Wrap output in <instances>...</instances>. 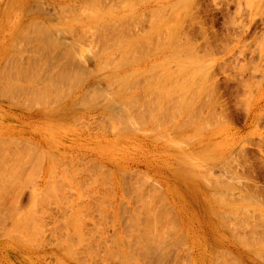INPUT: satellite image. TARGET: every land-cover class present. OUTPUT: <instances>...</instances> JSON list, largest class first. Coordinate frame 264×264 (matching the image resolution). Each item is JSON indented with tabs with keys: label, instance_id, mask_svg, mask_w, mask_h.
I'll return each mask as SVG.
<instances>
[{
	"label": "rangeland",
	"instance_id": "1",
	"mask_svg": "<svg viewBox=\"0 0 264 264\" xmlns=\"http://www.w3.org/2000/svg\"><path fill=\"white\" fill-rule=\"evenodd\" d=\"M66 1L65 0H34V1H32V0H0V67H1L0 70L3 71L2 73L0 72V80H2L3 78L5 79V77L6 78L9 77L8 80L10 82L9 83L8 80L5 79L7 81H5V80L4 81L8 82V83H4L3 80L1 81L2 83H0V96L2 94H5V95H2V97H0V141L2 144V145L0 144V154H1L0 159L1 158L4 159V156H5V163L3 162L4 163L3 164L2 162H0V165H1L0 166V168H1L0 169V176H3V174H4L7 182L11 183L8 185V188H11V189H9V191L6 190L5 188H3L4 186L2 184H0L1 185L0 188L2 187V189H3V192L0 193V194H3V196L0 195L1 196L0 197V199H1L0 205H2V207H0L1 208L0 209V264H102L101 262H103V260H105V263H103V264H192V263L196 264L197 261L199 264H203V263L204 264H223V263L224 264H234V263L235 264H245V263L246 264H264V242H263V239H264V43H262V42H264V0H190V1L188 0V1H186V3H187L186 6H184L185 5L184 0L182 3L180 1L179 2L180 4L176 3L179 0H150V1L147 0L148 2L146 0H141V1L136 0V2H135V0H133L134 1L133 4H132V2L128 3V5H130V7H127V5L125 4L126 7L124 8L125 9L124 11H126V12L122 11L123 9L119 11L118 8L115 7L117 5V4L115 5V3L119 2V1L114 0L115 3H113V7H108L107 5L108 4L111 5L112 2H110V1H112V0H108V2H106L107 0H103V1L100 0V2L96 1V0H91V2L93 1L92 2L93 4L91 6H95L96 5L95 2L98 3V7L102 4L100 8L90 7L89 5L91 4V2L88 3L89 4L88 6H85V9H86V7H88V8L90 7L88 12L91 11V8L94 9V12H95V9L96 10L99 9L98 10L99 13L101 11L102 16H101V14L98 15L97 17L94 16V15L99 14L96 11L97 14L93 15L94 19L91 16L93 13L92 12L93 9L91 11L92 13L90 12L91 13V15H90L87 13L88 8L85 11V9L83 7H81V6H84L85 4H87L86 1L89 2L90 0H66ZM68 1L71 2V5ZM121 1L122 0H120V2ZM123 1L126 2V0H123ZM142 1H143V3H142ZM68 3H69V5H68ZM99 3H101V4L99 5ZM104 3H106V4H104ZM31 4H32V6H31ZM137 4H138V6H137ZM175 4H177V5H183L184 4L181 7L182 10H179V12L174 10V8L176 7V6H174ZM63 5H65V7L67 5V7L65 8ZM78 5H80V6H78ZM164 5H166V7L169 6V7H167L168 9L166 7H165L166 8L165 9ZM72 6H74V7L71 8ZM76 6H78V8L80 7L79 9L82 8L83 10L81 9L80 10L81 12L77 13L76 10H79V9L76 8ZM103 6H105L106 9H107V7L109 8L107 10L108 11L107 13H106V10L104 9L105 7L103 8ZM122 6H124V4ZM27 7H28V9H27ZM68 7L70 8V10L67 9ZM114 7L117 9L114 10V12H113L112 10L115 9ZM118 7H120V4L118 5ZM161 7H162V9H161ZM170 7H172V9H173V10H171V12H170V9H171ZM64 8L66 9L65 12H63ZM129 8H130V10H129ZM154 8H156V10H157V8H160L162 12L164 9V11H166V14L163 13L164 14V16H163L162 12L159 11V12H161L160 14H162L160 19L159 18L151 19L153 16L152 13H154L153 11H151V9L153 10ZM103 10L105 12H102ZM146 10H148L147 13H146ZM156 10H155L154 15L158 12V10H157V12H156ZM82 11H85L87 15L84 14L85 12L83 13ZM109 11H110V13H109ZM175 11L177 12V14ZM39 12L41 14H39ZM69 12L73 16L69 15ZM64 13H67V15ZM79 13L84 14V17L82 16L83 14L81 15L83 17V20H82V18H81V20H79L80 19L79 17H81ZM141 13H142V15H140ZM143 13L146 15V17H144L145 15ZM172 13L173 14L175 13L177 15V17H178L177 22L178 23L177 22L173 23V22H175L174 21L175 15H173ZM104 14L107 15L106 17H108V19L111 17L109 19V21L112 20V18H115V16H117V18H115L113 20H115V22H116V19H119V20H117V23H118V21L119 22L122 21L121 27L119 26L120 23L116 24L113 20L111 22H114V24L109 22L106 19V17H104L105 16ZM136 14H137V16H136ZM38 15H42L41 17H44L46 19L43 21L42 18H40ZM85 15H86V17H85ZM113 15H114V17H112ZM119 15H122V17H120ZM157 15H158V13L156 14V16ZM170 15H172V16H170ZM64 16H66V17H64ZM69 16L71 17V19H72V17H75V21L79 20L80 22L79 21L75 22L78 25H76L74 23L72 24V22L70 23L71 19L69 18ZM89 16H91V18L89 20H86V19H88ZM123 16L126 20L123 18ZM126 16L128 18L131 17L134 19L130 20ZM162 16L165 17L166 20H168V21L166 22L165 18H162ZM30 17H33V18H30ZM62 17H64V19H62ZM100 17H104V18H101V20L103 19V20H106V22L108 21L109 24L110 23L113 24L117 29H118V27H120V29H118L119 32H118V30H116V28L113 25H111V24L108 25L107 24L108 22L104 23V24L108 25V27L104 26L103 23H102L103 24L102 25L100 23L101 20L99 21ZM38 18L40 20H38ZM60 19H62V22L59 21ZM34 20H36V21H34ZM95 20L96 21L98 20L99 24L102 25L100 27V25H98V23H97L98 21L96 22L97 25L101 28V29L99 28L100 30L94 29V27H92V25L95 23ZM154 20H156V21H154ZM171 20H173V21H171ZM37 21L39 24H36ZM53 21H55V23ZM72 21H73V19H72ZM132 21H134L135 24ZM44 22L45 23L47 22L46 23L47 25L49 24L48 22H53L52 24H56V25L55 26L53 25L54 27L51 26L50 24L49 25L51 27L46 26V24ZM165 22L169 24V26L171 28L170 31L175 32L174 33L175 37H177L176 36L177 34H180V36H178V37H179V39H180V37L182 38V40L181 39L179 40L177 37L176 41H174V39L172 41V38H175V37L171 36V38L169 40V42L172 41L175 43L180 41L177 44H179V43H180V45L182 44L181 45L182 47H179L180 45L178 46L180 49L177 47V45L175 43L174 44L176 46L175 45L171 46V49L173 47V49L175 48L176 51H177V49H179L177 52H180L181 48H183L185 50L184 51L182 49L184 52L181 50V53L183 52L184 55H183V53L182 54L178 53V55H177L178 57L180 55H182L183 57L185 56L184 58L182 56H180L181 58H183V59L178 58L180 61L174 57L171 60L167 59L170 62L169 61L167 62V60L164 61V59H166L168 56L170 57V54H172L174 51V50L173 51L169 50L171 52L168 51V49H169L168 47H170V46H168V43H169L168 39H169L171 34L168 33L169 35H165L166 37L164 36V29L161 26L165 25L166 24ZM33 23L38 25V28H40V29L51 30L53 28L51 31H53V34L55 33L54 37L56 39L61 38L60 39L61 43L63 41V43L68 44L70 46L72 44L69 43V41L73 42V38L70 36L69 33H67V32H70V31H68V29L71 30L70 28H72L71 33L73 35H77V36H75V38L77 37L78 41L76 44L73 43V44H75L76 48L74 47V45H72L73 51L76 50L75 53L73 52L74 58L76 57V59L72 58L73 62L71 61V63H72L71 77L74 78L73 83L71 82V79H69L70 81L67 80L66 81L67 83L65 82L63 84H58V85L55 82H53V80L55 81V78L58 76L61 68H63L64 65L67 66L68 60L62 58L58 61L52 60V59L43 61V59H40L39 54L37 52L35 53V51H34V47L36 46L37 43H35L34 41H33L34 43L29 41L33 37H35V35H34L35 33L33 32L34 28H32ZM161 23H164V24L162 25ZM171 23L173 24V26L171 25ZM87 24H89V28L86 27V26H88ZM90 24H92V25L90 26ZM156 24H159L160 27H158V25H156ZM23 25H24V30L22 28ZM36 25H34V26H36ZM134 25H135V27H134ZM175 25H177V26H175ZM41 26H42V28H41ZM56 26H57V28L61 27L60 28L61 30L57 29V28L55 29ZM95 26H96V24H95ZM111 26H113L112 27L113 29L109 28ZM19 27H21L22 29ZM85 27L87 29H90L89 31H91L92 29H94L95 32L97 30H99V34H98V32H97V34L95 33V36L97 35V37H95V36H92L93 32H94L93 30H92V34H90L91 32L89 34H87L88 31L86 30L87 31L86 32L87 35H86V34H84V32H85L84 28ZM91 27H92V29H91ZM102 27H104V29H102ZM166 27H165V30H166ZM73 28H75L77 32H75V29H73ZM78 28H80L82 32L78 31V30H80ZM107 28H109L111 31L113 30V33H114V35L116 34L115 35L116 37L113 36V33L110 36H108L107 34L108 33L110 34L111 31L108 30ZM121 28H122V30H121ZM158 28L162 31L163 34L161 32H159L160 30ZM17 29H19L20 31L18 32ZM25 29H28V30L25 31ZM105 29H107V31ZM22 30L24 31V34H23V32H21ZM57 30H58V33H57ZM103 30L105 31L104 34H103ZM133 30H134L135 36H131V38H130L129 37L130 35L128 34V32L129 33L132 32L131 34L134 35ZM65 31H67V32H65ZM72 31H74L75 33ZM100 31H102V32H100ZM115 31H117V32H115ZM166 31H165V33L168 32V31L167 32ZM121 32H122V34H120ZM126 32H127V36L125 35ZM76 33H79L80 35L76 34ZM174 34H172V35L174 36ZM83 35H86V36H83ZM99 35H101V36L98 38ZM103 35L104 36L106 35V36L104 37ZM119 36H120V38L123 39V40H121V42L123 41L122 43H124V45H122V46H121V44H119V42H117L119 40ZM121 36H123V37H121ZM154 36H156V37H154ZM167 36H168V39H167ZM134 37H135V40H134ZM162 37H164L163 38L164 41L161 39ZM21 38L24 41L27 40L28 43L26 42V44H23L24 41ZM75 38H74V40H77V38L76 39ZM79 38L81 41H79ZM93 38L95 40H93ZM106 38H107V40H106ZM113 38H115V39L117 38L118 40L117 39L115 40ZM127 38H129V40ZM155 38H156V40H155ZM124 39H126L127 41H124ZM131 39H132V43H130ZM157 39L159 40V42L157 41ZM91 40H93V41H91ZM97 40H99V41H97ZM114 40H115V43L117 42L119 44V45L117 44L118 47L121 46L119 49L113 43ZM19 41L20 42L22 41V42L20 43ZM160 41L165 42V45L163 46V44H160ZM166 41H167V44H166ZM16 42H18V44ZM29 42H31V43H29ZM79 42H80V44H79ZM93 42H94V44H92ZM106 42H108L107 45L109 47H107ZM127 42H128L129 46L126 45ZM156 42H157L158 46H157ZM12 43H13V46L15 48L19 45H20L19 47H21V48H19V47H17L16 49L13 48ZM185 43L186 44L190 43L192 45V46L190 45L191 49L189 48L190 47L189 44H187V46H185L186 45ZM89 44H90V46H89ZM95 44H96V46H95ZM109 44L111 45L112 49H110ZM113 44H114V47H116V48H113ZM31 45H32V47H31ZM125 45H126V49H124ZM169 45H170V43H169ZM165 46H166L167 50L165 49ZM122 47L124 49V50L122 49L123 52L124 53L126 52L129 56V58L132 60H130L128 57L125 58V60H123V58L119 59L121 57V56L119 57V54L122 52L121 51ZM7 48H9L12 52L10 50H8ZM13 49H14V51L16 50L15 51L16 55H14ZM17 49H20L21 52ZM116 49H117V52L114 53V51ZM192 49L194 51H192ZM154 50L155 51L159 50L158 51L159 53L155 52ZM160 50L161 51L165 50L166 52H164V53L162 52V54H161ZM187 50L192 51L191 55L194 52L195 54H193L192 56H194V55L197 56L196 59L201 60V58H202L200 63H202V64L209 63V65L208 64H206L207 66L203 65V67L200 69V70L204 69V71L207 73V78L206 77L204 78V76L206 74L204 71H201L203 74H200L201 72H198L200 70H197L196 72H198L200 74V76H199V74L197 73L198 76L200 77V79L196 81V78H195L196 76L194 77L195 80L193 79L194 84H195V82H197L198 84L200 82L199 87L201 89L200 88L199 89L201 90L200 91L201 93H200L199 97L194 95L196 92L193 93L194 91H196V88H197L196 86H198V85H196L197 83L195 85L190 84L188 87H183V88H189V90L187 89L188 93L185 90L188 98H189V96L191 97V95H192V96H194L193 99L195 98V100H196V98L198 97V99H197L198 101L196 100L197 102L195 100L191 99L192 97L189 98L190 100H188V98H187V100L190 101V103H192L191 101H195V104L194 103H193L194 105L185 104V105L189 106V108L186 107L187 110L186 109L183 110V107L185 105L181 101L182 99L178 98V97H181L178 94V90L175 91V94H177V96L175 94H174L175 95L174 97L172 96L175 88H178V87L174 86V90H172L173 89V87H172L171 91L169 93H171L172 91L173 92L170 95H168L167 91L170 89H169V87L167 88V86L172 85L173 83L177 82L176 80H175V82L172 80L176 79L179 76L183 77L185 75V74H183L185 66H186L185 72H187L189 65H190V67L192 66L191 69L188 70L189 77H192V76H190L191 75L190 70H192V68L194 66L193 63H195V61H192V60H194V57H193V59L190 58L191 57L189 54L190 51L188 53H186ZM7 51L8 52L10 51L8 53L9 56L7 54V57H9V58L11 57V59H9L7 57H6V59L2 58L5 56ZM118 51H121V52L119 53ZM76 52H78V53H76ZM177 52L174 53L175 57H176ZM11 53L13 55H10ZM109 53H111V54H109ZM112 53H114L113 55H115L116 53H118V54H116L114 56V58H111L109 55H112ZM124 53H121V55L123 54L122 57L127 56V54H124ZM100 54H101V56L102 55L103 56L98 57L97 55H100ZM156 54H158V55H156ZM106 55H107V57H106ZM113 55H112V57H113ZM166 55H168V56L165 58ZM203 55H205V56H203ZM145 56H147V57H145ZM105 57L106 58L110 57L109 59L111 61L110 60L105 61L106 60ZM142 57H145V58H142ZM19 59H21L22 61H20ZM118 59H119V62H118ZM190 59H192V60H190ZM5 60H6V62H4ZM18 60H19V62H18ZM27 60H29L30 62ZM39 60L42 64L39 63ZM114 60L117 61L115 63V66L113 64ZM142 60H143V62H142ZM175 60H177V61H175ZM97 61H99V62H97ZM128 61L130 62V64L128 63ZM9 62L12 64H9ZM44 62H45V64H44ZM47 62H48V64H47ZM50 62H55V63H53V65H55V66L53 67L52 63H50ZM109 62H110V64H107ZM120 62H121V65H120L121 67L117 68V66H119L118 63H120ZM33 63H34V65H33ZM99 63H100V65H99ZM165 63H167V64L169 63V67L166 66ZM196 63L198 64L199 62L196 61ZM13 64H15L14 67L16 70L19 69L18 71H16L13 68ZM57 64H58V67L60 69L59 71L55 69V67H57ZM101 64H102V66L105 65L106 67L109 65L110 68L108 67V69H105V66L102 67ZM202 64H198V66L200 65V67H201ZM2 65H3V68H2ZM17 65H19V66H17ZM22 65H23V67L20 68V66H22ZM112 65L116 69L114 67L112 68ZM151 65H152V67H151ZM154 65L157 66V68L154 67ZM164 65L167 69H169V68L172 69V72L170 70V72L172 74L174 73L173 72V69H174V71H175L174 75H175V77L177 76L176 78L174 77V79H173L172 74L171 73H170V75L167 74L166 73L167 69L164 68V69H166V71L164 70V72L170 76V78H166V83L169 82L168 85H166V83H164L165 78L163 76H161V74L163 75L164 73L163 72L160 73L163 70V67H160V66H164ZM158 66L160 68H158ZM204 66H206V68L208 69L207 71L205 70L206 68H204ZM9 67H11V69ZM42 67L44 69H42ZM148 67L149 68L151 67L152 69L151 68L150 69L152 71H150V70L148 71V69H147L148 72L146 71V73L150 72L151 74L143 76L142 74H145V73H143L142 70H145ZM196 67H197V65L195 66L194 69H196ZM200 67H198V69ZM12 68H13V70H12ZM31 68H32V71H30ZM154 68H155V73L153 71ZM161 68H162V70H161ZM41 69H42V71H41ZM49 69H51V70H49ZM10 70H12L13 72ZM36 70L37 71L39 70V74H42L43 78H44V76H45V78L42 79V75L41 76L37 75L38 72H36ZM45 70L47 71V73ZM53 70H56V71L54 72ZM114 70H116V71H114ZM19 71H20V73H24V74L18 75ZM22 71H24V72H22ZM32 72H33V74H32ZM74 72L76 74H81V72L82 73L84 72L85 74L88 73L86 75L83 73L85 75V78L84 77L83 78L85 80H87V82H85L83 78H82L83 80L79 79L80 77L77 78L78 76ZM193 72L196 74L195 71H193ZM8 73L10 76H8ZM45 73H46V75H45ZM51 73H53V75H51ZM89 73H91V75H89ZM152 73L154 74V76H152L153 75ZM3 74H5L6 76ZM13 74L15 76H13ZM74 74L76 76V80L79 79V83H77L78 82L77 81L74 84V82H75L74 81L75 80ZM108 74H110L112 76L114 74L116 80L113 79L114 76L112 78ZM126 74H131V75H129L127 77V79H125ZM155 74H157V75H155ZM195 74H193V76ZM30 75H32V76H30ZM54 75H55V77H54ZM137 75H139L140 80L138 79ZM201 75H204V76H201ZM19 76L21 77V80H20ZM49 76H50V78H49ZM52 76H53V78H52ZM104 76H106L110 79L112 78L113 81L112 80L109 81V79L104 77ZM150 76L152 77V80H153L152 82H156V79L158 77H159L158 79H161V77L163 78V79H161V80H163L161 83L162 84L164 83L163 84L164 86L161 83H158V81L156 83L161 84L162 86L160 88H157L156 86H154L156 89H158V92L160 95L157 94V91H156V93H155V91L154 92L151 91L152 89H155V88L152 87L153 83L150 81V79H151ZM155 76H156V78H153ZM25 77L29 80H27ZM31 77H33L32 79H34V81L31 79ZM90 77H93V78H90ZM103 77L108 79V80H105ZM129 77L131 78V81H130ZM134 77H137V80L140 83L137 80H136L137 82H135ZM171 77H172V79H171ZM202 77L204 79H206V82L208 81V83L204 82L206 84V86H204L205 84L202 83V84H204V85H202L204 87L200 86L201 80H202V82L205 81L204 79H201ZM132 78H134V79H132ZM187 78H188V76H187ZM23 79H25V80H23ZM47 79H49V80L51 79L52 82L51 83L49 81L47 82ZM88 79H89V81H88ZM144 79H145V81L147 80L146 82H148V85H149V83L150 84L152 83L149 91H148V89L150 86L146 87L147 84L145 83ZM178 79H177L178 82L180 81V79L182 80V78H180V77ZM11 80H13V83L17 80V82H15L14 84H15L16 93L18 92V94H20V95H18L19 97H17L16 93L14 94L15 91L13 93L9 92V86L10 87H11V85L14 86V84L11 82ZM39 80L40 81L42 80V82H44L46 84V86L45 85L43 86L44 89L41 87L44 83L42 84V82H40ZM91 80H92V82H91ZM161 80H159V81H161ZM191 80H192V78H191ZM191 80H189L188 83H190ZM26 81H28L29 83ZM31 81L34 83V85L30 84ZM114 81L117 84H115ZM132 81H134V82H132ZM80 82L81 83L83 82V83L80 85ZM182 82H183V80H182ZM182 82L180 81L179 83L184 84ZM35 83L38 84L37 87H36L37 84H35ZM52 83H53V86H52ZM133 83H135V84L137 83V84L135 85ZM156 83H154V85ZM4 84H5V86H4ZM39 84H41V86ZM70 84H72V86ZM73 84H74V86H73ZM186 84H187V82H185L184 85H186ZM29 85H32V86H29ZM60 85L63 86L62 88L67 87L66 91H65V88L64 89L60 88L61 87ZM75 85H77V86H75ZM78 85H79V87H78ZM87 85H89V86L91 85V86L89 87ZM94 85H95V87H94ZM113 85H114V87L117 85L116 88H118V89L112 87ZM142 85H143V87L145 85L146 88H144V89L147 90L146 93H144L145 90L143 91ZM34 86H35V88H34ZM134 86L137 88H135ZM177 86H179V84ZM182 86L180 85V87H182ZM27 87H29L28 88L29 90L27 89ZM46 87H49L51 91H48L49 88L47 90ZM86 87H87V89H86ZM93 87L96 90H94ZM110 87H112V92L110 91L111 90ZM120 87L126 88V89H124L125 90L124 93H126V94H124L123 91H121L118 94L117 91L122 90V89H119ZM127 87H130L128 92H127V89H128ZM162 87H165V89L167 88L166 89L167 91L165 90L166 94L163 91ZM194 87H196V88H194ZM39 88H40V90L41 89L44 90V91H42V90L40 91V92H42V97L44 95L46 96L48 93H50L51 97L49 95H48L49 97H46L47 99H49V102L47 99H46L47 101L44 99L45 96L43 97V100H45V101L41 100L42 99L41 95H39V93H37V92H39V90H38ZM45 88H46V90H45ZM71 88L73 91L75 88L76 89L74 92H72ZM91 88L94 90L93 92H92ZM97 89H98V92H97ZM160 89H162L161 93L159 91ZM190 89H193L194 91L190 92ZM55 90H57L56 93H55ZM59 90H61L60 92H62V90H63V93H64L66 98L62 97L63 93H60ZM86 90H89V91H86ZM130 90L132 91L131 93H129ZM139 90L141 91L140 93H139ZM203 90L207 91L209 93L208 95L210 96V97H208V95L205 94V95H207L206 100H205V95L203 93ZM45 91H48V92H46V94H44ZM53 91H54V94H53ZM99 91L102 93L105 91L104 92L105 94L108 93V95L109 94L110 95H109V97H107L108 95L102 94ZM213 91H214V94H213ZM6 92H8L9 95H7L8 93H6ZM57 92L61 94L60 95L61 98L58 96ZM71 92H72V94H71ZM89 92L95 93V95H97V93H100L102 96L103 95L104 96L101 98V97H99L100 96V94H99L97 96L98 99H96V96L94 94L92 95ZM182 92L180 94L183 96ZM197 92H199V91H197ZM22 93L24 95L26 93L31 95V98L27 99L28 95L26 94V96H24V95L22 96ZM33 93H35V95H33ZM202 93L204 96L202 95ZM82 94H85V96L84 95L82 96ZM90 94H91L90 97L93 96L91 98V99H93L92 101L90 100V97L88 96ZM111 94H113V96ZM115 94H116V97L118 95V97H117L118 99H120L122 97V95L124 94L123 97L120 99V101H122V99L123 100L125 99L124 96L128 97L126 99H129V96L131 95L130 96L132 98V99L130 98L131 102H130V99H129V101L125 99L124 101L119 102L116 105L114 104L113 109H111L110 108V102L112 101V99L110 101H108V100L111 97L113 98L115 96ZM132 94L135 96H133ZM148 94H150V97ZM163 94H164V97H165V95H168V96H166L167 98L166 97L163 98ZM186 94L184 93V95H186ZM11 95H12V98H10ZM38 95L40 98L38 97ZM55 95H56V98L58 96L59 99L58 98L54 99ZM142 95L144 97L148 96V97H146L148 99L145 100V98ZM198 95H199V93H198ZM21 96L24 100L22 98H20ZM32 96H34L35 98H33ZM73 96H75V97H73ZM132 96L134 97L135 101L133 100ZM141 96H142V98H141ZM152 96H153V98H152ZM155 96L158 97L156 100H155V98H156ZM187 96H184L185 98H183V99H185V102L187 101L186 100ZM6 97L10 98L11 101L8 100V98H6ZM36 97H38V98H36ZM87 97H89V98H87ZM105 97H106V100L104 99ZM137 97H140V98H137ZM159 97L161 98V101H162L160 103L157 102V101H160ZM168 97H170V99ZM171 97H172V99H171ZM18 98H20L21 100H19ZM32 98L37 100L38 102H40L39 105H41L43 102H45V104H47V106L49 105V107H48L49 111L48 112L46 111L47 106L44 105V103L41 105V107H39V106L37 107V105H36L37 103L35 104L34 100H32ZM64 98H65V101H64ZM76 98L79 99L80 102H78V100ZM99 98H100V100H99ZM115 98H113V102L115 100H117ZM150 98H152V99H150ZM174 98H175V100L177 98H178V100L181 99L180 102H182L183 105L181 104V106H182L181 107L180 103H179L178 106H180L182 108V110L180 107L178 108L176 106L179 111L181 110V112H179V111L176 112L177 110L174 109V104H173L175 102ZM200 98L202 101L200 100ZM12 99H14L13 101H15V102L17 101V103H14L12 101ZM50 99H51V102H50ZM52 99H54L55 101ZM60 99H63V100L60 101ZM67 99L70 101V103ZM83 99H85V100L89 99V101L84 100L86 103L83 102V104H82L81 102L83 101ZM95 99L99 100V102L96 101ZM167 99H168V101L173 100V101H171V102H173L172 103L173 106H172L171 102L169 103L167 101ZM28 100H29V102H31V100H32V103H30V104L34 103L33 108H32V105H30L29 103L27 104ZM56 100H59V102L57 101L56 104H59L60 102H62V103L67 102L66 103L67 106L64 103L63 104L61 103L62 105L59 104L58 106L55 103L53 104L52 102H56ZM136 100H138V101L136 102ZM152 100H154L156 102H154ZM23 101H26L25 102L26 104ZM74 101H76V102H74ZM102 101H106V102H104L105 104L106 103L108 104V102H109V105L106 104L107 106H109V107H107L109 109H107L105 107L106 106L105 104L102 106V104H103ZM140 101H143V103ZM150 101L152 102V105H151ZM164 101H165V104H163ZM208 101H210V103ZM18 102H20V103H18ZM113 102H111V103H113ZM144 102H146V105H144L145 104ZM72 103H74V104H72ZM128 103H129V105H128ZM138 103H141L142 107L141 106L138 107V105H137ZM190 103H188V104H190ZM70 104H71V106H70ZM124 104L126 106H129L130 109L127 107L125 108ZM157 104H159V107L157 106ZM169 104H171L170 106H172V107H170ZM175 104H178V102ZM17 105H19L20 107ZM43 105L45 106L46 110H45ZM50 105H52V106H50ZM165 105H166V107L169 106V107H167L168 109L165 107ZM123 106H124V108L121 109ZM135 106H137V107H135ZM151 106H153V108L155 106H157L158 108H160L162 110L165 109V111L168 110L170 113H171L170 110H173V109L175 110V111H172L173 113L169 114L168 111H166V113H165L164 111L159 109L158 111H160V112L157 113V110L155 111V109L157 107L154 108L153 112H156V113H154V115H157L156 117H158L155 124L158 123L157 124L158 126L162 125L161 129L159 127L160 131H159V129H156V125L154 124L155 119H156L155 117L153 118V121H152L151 117L154 115H152L151 114L152 112H150V111H152L150 109H153V108H151ZM191 106H192V108H190ZM27 107H29V108H27ZM30 107H31V109H30ZM132 107H135V108H132ZM39 108L40 109L44 108L45 112L37 110ZM103 108L104 109L106 108V109L104 110ZM131 108H132V111H130ZM137 108H140V109L143 108V109H141L139 111V109H137ZM193 108L196 111L193 110ZM127 109L130 113L127 112ZM123 110L124 111L126 110L125 116H124ZM142 110L145 113H143ZM147 110H148V112H147L148 115L150 114L149 116L151 118V121H150V119L147 120V118L149 117L146 113ZM191 110L194 112H192ZM212 110H213V112H212ZM52 112H53V115H52ZM121 112L123 113V115H122L123 118L120 115ZM131 113L132 114L134 113V114L131 115ZM160 113H162L163 115L165 113V115L163 116ZM174 113H175V115H174ZM193 113H195L194 118L197 115L196 119H194L195 121L191 119L193 117ZM50 114H51V116H50ZM57 114L59 115V117ZM63 114H66L67 116L66 115L63 116ZM116 114H118L119 117ZM141 114H142V116L144 114V116L142 117ZM158 114H160L162 116H160ZM191 114H192V116H191ZM56 115H57V117H56ZM60 115L62 117H60ZM126 115L129 116L130 118L128 117V119H126V118L124 119V117H127ZM166 115H167V117H166ZM171 115H173L174 118ZM188 115H190V116H188ZM116 116L118 118L121 117L122 119H119L120 121L118 122ZM132 116H134V117H132ZM213 116H214V118H213ZM164 117H166L165 120H164ZM169 117L172 118V120ZM197 117L200 118V120H202V121L199 122L198 121L199 119ZM138 118L140 119L139 121H137ZM161 118H163V119H161ZM109 119H112L113 121L109 120ZM141 119L144 121V125L146 123L145 121H147V123H146L147 125L140 126V125H143V121ZM128 120H130V121L128 122ZM184 120H185V122H184ZM196 120L199 123H201V122L202 123L198 124L196 122ZM136 121H137V124H136ZM165 121H167V122H165ZM169 121H171V122H169ZM130 122H131V124H130ZM134 122H135V125H134ZM162 122H164V123H162ZM186 122H188L187 125H189V126L186 125ZM191 122H193V123L196 122L197 126L198 125L199 126L197 127L196 124H192ZM214 122H215V125H214ZM136 125H138V127L140 128V129L138 128L139 130L136 128L137 127ZM200 125H202V126L200 127ZM134 126H135V128H134ZM192 126L195 128L197 127V129L200 127V129H198L199 132H197L198 130H196L195 128H192ZM178 127H180L181 129H179ZM154 129H155V132H153ZM137 130H138V132L136 133ZM167 131H169V132H167ZM211 131H212V133H211ZM145 132H146V134H145ZM206 132H207L208 136L206 135ZM197 133H199L198 134L199 137L197 136ZM180 136L182 138H180ZM196 136H197L198 140L195 138ZM1 138H3V139H1ZM13 138H15V139L12 140ZM2 140L6 143L8 141L9 144L2 142ZM11 140H12V142H11ZM15 140L17 143L15 142ZM18 142H19V144H18ZM26 144H29V145H27L28 147L26 146ZM12 145H13V147H12ZM24 145L26 147L23 148ZM7 146H9V147H7ZM26 148H28V149L25 151ZM29 148L33 149L32 152L33 151L34 152L33 153L30 152L31 149L29 150ZM7 151H9V152H7ZM57 151L59 152V154ZM50 152L53 153V155H50L49 157H53L55 154L54 152H56V154H58V155L55 154L54 159L53 158L50 159L48 157V153L50 154ZM188 152L189 153L193 152L195 157L193 156L192 153L189 154ZM20 153H22V155ZM27 153H29V154H27ZM43 153H44V155H43ZM177 154L179 155L178 161H177V156H176ZM2 155H4V156H2ZM11 155H12V157H11ZM13 155L16 158L13 159V157H14ZM18 155H19V158H18ZM25 155H26L27 159H26ZM30 155H31V158H30ZM173 155H175L176 157L175 156L173 157ZM199 157H200V159H198ZM10 158H11V160H10ZM183 158L187 159V164H185L186 162H183L185 160ZM204 158H206V160L208 158H210L211 160H209V159L208 160L212 161V163L209 162L208 160L206 161ZM18 159H19V161H18ZM22 159L24 161H22ZM201 159H204L205 161H201ZM9 160L11 161L12 164L9 163L10 162ZM15 161H16L17 165L19 163L20 168H18L19 165L17 166L15 164ZM191 161L193 162L194 166L192 164H189V163H191ZM194 161L197 162V164ZM28 162L33 163L34 166L32 164H28ZM36 162H37V164H36ZM39 162H42V163H39ZM181 162H183V163H181ZM5 164H7V165H5ZM39 164H40V166H42L41 168H39ZM70 164H71V166H70ZM188 164H189V166H187ZM31 165L33 166L32 168L30 167ZM185 165H186V167H185ZM224 165H225V167H224ZM2 166H4V167H2ZM6 166H8V167H6ZM22 166H25L26 169L24 167L21 168ZM182 166L184 167V169H182L183 168ZM196 166H197V168H196ZM201 167L203 169H201ZM5 168H7V169L5 170ZM11 168H12V170H11ZM72 169H73V171H72ZM74 169L77 170V172ZM13 170H16V171L12 172ZM19 170H21V172ZM70 170L72 171V173H69V172H71ZM188 171L190 173L194 174V176L191 174V176H193L194 178L193 177L192 178L183 177L184 176L183 174L184 173L186 174ZM6 172H9V173H6ZM49 172H50V174H49ZM74 172H76V174ZM54 173H56V174L54 175ZM11 174L14 175L15 179L10 177V176L13 177V175H11ZM71 174H73V175L75 174L74 177ZM26 175H27V177H26ZM18 176H19V178H18ZM30 177L32 180L30 179ZM96 177H98V178L95 179ZM16 178H18L19 180ZM34 178H35V180H34ZM116 178L117 179L119 178L120 180L119 179L117 180ZM143 178L145 179V181ZM57 180H58V182H57ZM51 181H52V183H51ZM0 183H1V178H0ZM54 183H56L57 186ZM75 183L77 185H75ZM12 185L13 186L15 185L14 186L15 188ZM61 186L64 188H62ZM26 187H27V189H26ZM51 187L53 188V192H52L53 194L48 192L49 189H52ZM84 187L87 189H85ZM121 187H122V190H121ZM138 187L140 188V190H138L139 189ZM30 188H32V189H30ZM47 188H49V189H47ZM57 188L59 190H55ZM2 189L0 190V192L2 191ZM15 189L17 190L16 192H15ZM28 189H30V190H28ZM5 190L7 191V193H5L6 192ZM10 190H12V192H10ZM40 191L42 193H40ZM144 191H146V192H144ZM9 192H10L11 196L9 195ZM22 192H24V193H22ZM56 193H58L59 196H57L58 194L56 195ZM217 193H219V194L217 195ZM20 194H21V197H20ZM30 194H31V196H30ZM141 194H143L144 196ZM146 194H148V195H146ZM214 194H215V196H214ZM4 195H5V198H4ZM53 195H54V197H53ZM219 195H220V197H219ZM38 196L39 197L42 196V197L39 198ZM222 196L224 199L222 198ZM89 197H90V199H89ZM142 197H144V198H142ZM146 197H147V200L145 199ZM13 198H14V200H13ZM29 199H31V202L29 203L30 205H28V202L30 201ZM67 199L70 201H68ZM222 199L224 201L225 200H227V201H225V202L221 201ZM10 200H12V201H10ZM15 200H16V202H15ZM44 200H45V202H44ZM55 200H56V202H55ZM216 200H217V202H216ZM38 201L40 204L38 203ZM138 202H140V203H138ZM148 202L152 203V204H149ZM67 203H69V204H67ZM5 204H7V206ZM8 204L11 206H8ZM123 204H124V206H122ZM145 204H146V206H145ZM17 205H18V207H17ZM34 205H35V207H34ZM137 206H139V207L137 208ZM2 208L4 210H2ZM81 208H82V210H80ZM86 208L89 210H87ZM148 208L149 209L151 208L149 210L150 212L153 209L152 213L147 211ZM154 208H155L156 212H154ZM201 208H203V209H201ZM32 209H33V211H31ZM35 209L37 212L35 211ZM6 210L9 213L11 212L10 213L11 216L9 215L8 212H6ZM50 211H51V213H50ZM209 211H210V213H209ZM28 212H29V214H28ZM148 212L150 213V215H148L149 214ZM30 213H32L33 216L32 215L30 216ZM100 213H102V214H100ZM215 213H217V214H215ZM233 213H234V215H233ZM14 214H15L16 218L12 217V215L14 216ZM26 214L28 215V217H26ZM146 214H147V216L150 217L151 220L145 216ZM23 215H24V218H23ZM153 215H155V216H153ZM231 215H232V217H231ZM151 216H153L154 218ZM180 216H181V218H180ZM59 217L60 218L63 217V218L60 219ZM13 218H15V219H13ZM22 218H23V220H22ZM26 218L28 221L26 220ZM28 218H30V219L32 218L31 219L32 224H31V222L29 223L30 219H28ZM67 218H69L70 220H68ZM16 219H18L19 221L21 220L22 223H21V221L19 222ZM25 220L29 223L28 224L29 226L26 225L27 222ZM77 221L79 222V224H77ZM149 222H150V224L148 225ZM80 223H81V231H79V229H78V227L80 228V226H79ZM153 223H154V225H153ZM191 223H193V224H191ZM224 223H226V224H224ZM231 223H232V225H231ZM19 224L21 226H19ZM35 224L39 225L40 227L39 226L37 227ZM34 225H35V227H34ZM77 225H78V227L76 228L75 226H77ZM151 225L152 226L157 225L158 229L156 228V226L154 228ZM168 226H171V229ZM236 226H238V227H236ZM239 226H241V228ZM22 227H24L23 229H25V232H23L24 230H22ZM67 227H68V229H67ZM18 228H20V230ZM26 228L28 231L26 230ZM35 228L40 229V230H36ZM72 228H74L75 230ZM249 228H250V230H249ZM31 229H33L34 232ZM234 229H236V230L233 231ZM63 230H65V231H63ZM68 230H70V231H68ZM240 230H242V231H240ZM17 231L19 232V234ZM31 231L34 233V234H32V236H30ZM36 231H38V232L36 233ZM151 231H155L156 233L154 234V232H151ZM41 232H42V234H40ZM81 232H82V234H80ZM160 232L164 233V234H160V236L157 237L156 234H159ZM228 232H230L229 234L233 235V236L231 237L228 234ZM248 232H249V236H246V235H248V234H246ZM11 233H14V234H11ZM147 233H149V234H147ZM36 234H38V235L36 236ZM146 234L148 235V237ZM252 234H253V236H252ZM26 235H27V237L28 236H30V237L27 238ZM43 235H44V237H43ZM163 235L165 236L164 238H163ZM235 235H236V237H235ZM250 235L252 237H250ZM257 235H258V237H257ZM261 235H262V237H261ZM34 236L36 237L35 238L36 240H34ZM23 237H24V239H23ZM79 237L82 239H80ZM111 237H113V238H111ZM237 237H238V239H237ZM240 237L244 241L246 239H248V237H249L250 238L249 240H251L250 242L251 243L253 242V244H255V247H254V245L252 246L251 244H249L248 241L247 242L245 241V242L247 244H249V246L251 245L253 248L251 249V247H248L247 244L245 246V244L242 243V240L240 239ZM253 237L255 238L256 242H255V240L254 241L252 240V239H254ZM30 238L32 239L33 243L31 241H29ZM232 238H234V239H232ZM26 239H28V240H26ZM153 239L156 241V243H154L155 241ZM126 240H127V242H126ZM215 240H218V241H215ZM82 241L85 243H83ZM223 241H224V244H222ZM260 241H262V242H260ZM80 242H82V243H80ZM94 242H96V243H94ZM134 243H138L140 245L138 246V244H136L137 246H134L135 245ZM160 243H161V245H159ZM156 244H157V246L159 245L158 246L159 248H157V249H155ZM148 245H150L151 248ZM132 247H134V249ZM135 247H137V248H135ZM146 247H147V249H146ZM152 247L154 248L155 251H152L153 250ZM137 249L140 252H138ZM162 249H164L165 251ZM74 250H75V252H74ZM161 251H162V253H159ZM191 251L193 253H191ZM108 252H109V254H108ZM135 252H137V253H135ZM254 252L256 253V255L253 256L252 253H254ZM190 253H191V256H190ZM201 253H203V255H201ZM148 254H150V255H148ZM111 256L112 257L114 256V257L112 258ZM195 256H196V258H195ZM192 257H193V259H192ZM163 259H165V261ZM236 259L240 260V261H237ZM122 261H124L125 263L124 262L122 263Z\"/></svg>",
	"mask_w": 264,
	"mask_h": 264
},
{
	"label": "bare ground",
	"instance_id": "2",
	"mask_svg": "<svg viewBox=\"0 0 264 264\" xmlns=\"http://www.w3.org/2000/svg\"><path fill=\"white\" fill-rule=\"evenodd\" d=\"M32 1H34V0H32ZM65 1H66V0H65ZM96 1H99V2H100V0H96ZM102 1H103V0H102ZM102 1H101V2H102ZM116 1H119V2H116V3H115V1L112 0V1H110V2H112L111 5L108 4L107 6H108V7H113V3H115V5H116V4H117V5H116V6L114 5V6L117 7L119 11L122 10V9H123L122 11H124V10H125L124 8L126 7V5H127V7H130V5H128V3H131V2H132V4H133V2H134L133 0H126V2L123 1V0H122L123 2H122V1L120 2V0H116ZM140 1H141V0H140ZM146 1H147V0H146ZM149 1H150V0H149ZM180 1H181V3L183 2V0H179V1H177L176 3H177V4H180V3H179ZM186 1H188V0H184V4H185V5L183 4L184 6H186V4H187ZM189 1H190V0H189ZM62 2H63V1H62ZM66 2H67V1H66ZM68 2H69V1H68ZM83 2H84V1H83ZM90 2H91V0H90L89 2L86 1L87 4H85L84 6H81V7H83V8L85 9V6H88V5H89L88 3H90ZM92 2H93V1H92ZM92 2H91V4H90L89 6H90V7H93V8H94V7L97 8V7H98V3L95 2L96 5H95V6H91V5L93 4ZM106 2H108V0H107ZM110 2H109V3H110ZM124 2H125V3H124ZM135 2H136V0H135ZM137 2H138V1H137ZM147 2H148V1H147ZM64 3H65V2H64ZM69 3H70V5H71V2H69ZM69 3H68V5H69ZM118 3L120 4V7H118V5H119ZM138 3H139V2H138ZM140 3H141V2H140ZM142 3H143V1H142ZM100 4H101V3H99V5H100ZM104 4H106V3H104ZM104 4H103V5H104ZM121 4H122V5L124 4V6H122ZM125 4H126V5H125ZM134 4H135V3H134ZM177 4L174 5V6H176V7H175L176 9H175L174 7H173V8H174V10H176V11L179 12V10H182L181 7H182L183 5H177ZM101 5H102V4H101ZM101 5H100L98 8H100ZM139 5H140V4H139ZM171 5H172V4H171ZM247 5H248V4H247ZM31 6H32V4H31ZM63 6L65 7V5H63ZM74 6H75V5H74ZM74 6H72L71 8H73ZM78 6H80V5H78ZM78 6H76V8H78ZM137 6H138V4H137ZM179 6H180V7H179ZM29 7H30V6H29ZM66 7H67V5H66ZM66 7H65V8H66ZM69 7H70V6H69ZM69 7H68L67 9L70 10ZM90 7H89V8H90ZM104 7H105V6H103V8H104ZM108 7H107V9H106V7L104 8V9L106 10V13L108 12V11H107V10L109 9ZM115 7H114V8H115ZM122 7H123V8H122ZM165 7H166V5H164V8H165ZM167 7H169V6H167ZM167 7H166V8H167ZM248 7H249V6H248ZM65 8H64V11H63V12H65V10H66ZM79 8H80V7H79ZM79 8H78V9H79ZM87 8H88V7H86V9H87ZM89 8L87 9V13L91 15V13L93 12L92 15H91L92 18H93V15H94V14L99 13V12H98L99 9H98V10L95 9V12H94V9H93V8H91V11H92V9H93L92 12L90 11L91 13L88 12V11H89ZM117 8L113 9L112 11L114 12V10H116ZM166 8H165V9H166ZM170 8H171V9H170V12H171V10H173V9H172V7H170ZM27 9H28V7H27ZM60 9H61V8H60ZM81 9H82V8H81ZM81 9H79V10H76V9H75V10H76L77 13H78V12H81V11H80ZM86 9H85V11H86ZM101 9H102V8H101ZM111 9H112V8H111ZM126 9H127V8H126ZM131 9H132V8H131ZM135 9H136V8H135ZM154 9L156 10V8H154ZM154 9H153V10L151 9V11H153V12L155 13V10H154ZM161 9H162V7H161ZM161 9H160V8H157L158 12H157V10H156V12L158 13V15L156 16L157 13H156L155 15H154V13H152L153 16H152L151 19H155V18H159V19H160L161 15H162L163 13L166 14V11H164V9H163V12H162ZM167 9H168V8H167ZM177 9H178V10H177ZM82 10H83V9H82ZM118 10H117V11H118ZM129 10H130V8H129ZM67 11H68V10H67ZM85 11H82V12L84 13ZM96 11H97V13H96ZM147 11H148V10H146V13H147ZM159 11H161L162 14H160L161 12H159ZM176 11H175V12H176ZM63 12H62V13H63ZM70 12H71V11H70ZM70 12H69V15H71ZM102 12H105V11L103 10ZM124 12H126V11H124ZM172 12H173V11H172ZM180 12H181V11H180ZM184 12H185V11H184ZM190 12H191V11H190ZM83 13H79L80 16H81ZM109 13H110V11H109ZM148 13H149V12H148ZM187 13H188V12H187ZM39 14H41V13L39 12ZM64 14L67 15V13H64ZM79 14H78V15H79ZM84 14H86V12H85ZM84 14L82 15L83 17H84ZM100 14H101V11H100L99 14L94 15V16L97 17V16L100 15ZM124 14H125V13H124ZM134 14H135V13H134ZM143 14H144V13H143ZM172 14H173V13H172ZM176 14H177V12H176ZM176 14H175V13L173 14V15H175V16H174V17H175V19H174L175 22H173V23H176L177 20H178V17H177ZM180 14H181V13H180ZM59 15H60V14H59ZM86 15H87V14H86ZM86 15H85V17H86ZM104 15H105V16H104ZM104 15H103L104 17L107 16L106 14H104ZM111 15H112V14H111ZM140 15H142V13H141ZM144 15H145V14H144ZM144 15H143V16H144ZM159 15H160V16H159ZM33 16H34V15H33ZM38 16H39L40 18H42L43 21L46 19V18H44V17H41L42 15H38ZM38 16H37V17H38ZM71 16H73V15H71ZM82 16H81V17L78 16V17L80 18L79 20H81V18H82V20H83V17H82ZM91 16H89L88 19H86V20H89V19L91 18ZM101 16H102V14H101ZM119 16L122 17V15H119ZM134 16H135V15H134ZM136 16H137V14H136ZM143 16H142V17H143ZM150 16H151V15H150ZM155 16H156V17H155ZM163 16H164V14H163ZM163 16H162V18H165V17H163ZM170 16H172V15H170ZM64 17H66V16H64ZM64 17H62V19H64ZM104 17H100V18H99V21L101 20V18H104ZM112 17H114V15H113ZM126 17H127V16H126ZM144 17H146V15H145ZM176 17H177V18H176ZM30 18H33V17H30ZM30 18H29V19H30ZM69 18L71 19L70 16H69ZM110 18H111V17H110ZM110 18H109V19H110ZM115 18H117V16H115ZM115 18H112V20L115 19ZM123 18H124V16H123ZM123 18H122V19H123ZM127 18H128V17H127ZM149 18H150V17H149ZM149 18H148V19H149ZM179 18H180V17H179ZM35 19H36V18H35ZM62 19H60L59 21L62 22ZM72 19H73L74 22L72 21ZM72 19L70 20V23L72 22V24H73V23L76 24L75 22L79 21V20L75 21V17H72ZM93 19H94V18H93ZM95 19H96V18H95ZM97 19H98V18H97ZM106 19L109 21L108 17H106ZM124 19H125V18H124ZM124 19H123V20H124ZM128 19L132 20V19H134V18L129 17ZM167 19H168V18H167ZM170 19H171V18H170ZM38 20H40V19L38 18ZM112 20H110L109 22H111ZM117 20H119V19H116V22H115V20H113V21H114L116 24L120 23L119 26L121 27V25H122V24H121L122 21H121V22L118 21V23H117ZM125 20H126V19H125ZM125 20H124V21H125ZM156 20H157V19H156ZM156 20H154V21H156ZM179 20H180V19H179ZM34 21H36V20H34ZM34 21H33V22H34ZM47 21H48V20H47ZM59 21H58V22H59ZM84 21H85V20H84ZM97 21H98V20H97ZM97 21L95 20V23H94V24L92 23L93 25L90 24V26L92 25V27H94V29H99L104 23H107V22H108V21L106 22V20H103V19H102V20L100 21V23H101V24L103 23V24L101 25V24H99V21H98V22H97ZM165 21L167 22L168 20H166V18H165ZM171 21H173V20H171ZM53 22L55 23V21H53ZM53 22H48V23H49L51 26H53V25L55 26L56 24H52ZM79 22H80V21H79ZM92 22H93V21H92ZM96 22L98 23V25H100V27L97 25ZM109 22L107 23L108 25H110L111 23L114 24V22H111L110 24H109ZM132 22H134V21H132ZM166 22H165V23H166ZM31 23H32V22H31ZM44 23H45V22H44ZM46 23H47V22H46ZM46 23H45V24H46ZM84 23H85V22H84ZM90 23H91V22H90ZM136 23H137V22H136ZM177 23H178V22H177ZM29 24H30V23H29ZM29 24H28V25H29ZM36 24H39L38 21H37ZM36 24H34V23L32 24V28H34L33 32L35 33V34H34L35 37H33L31 40H29V39H28V40L31 41L32 43H34V42L37 43L36 46H35V47L33 46V47H34V51H35V53L37 52V53L39 54L40 59H43V61H44V60H45V61H46V60H50V59H52V60H57V61H58V60H60V59H62V58L68 60V64H67V66H65V65H64V67L62 66L63 68H61V70L59 69L58 64H57V67H58V68L55 67V69L58 70V71L60 70V72H59L58 76L55 78V81L53 80V82H55V83L58 85V84H63V83H65L67 80L71 79V82L73 83V79H74V78L71 77V71H72V70H71V69H72V68H71V66H72L71 61L73 62L72 58H74V53H75L76 50L73 51V47H72V45H74V47H75V44L77 43L78 38L76 37L77 40H74V38H75V36H77V35H73V34L71 33L72 28H70L71 30L68 29V31H70V32H67V31H65V32L69 33L70 36L73 38V42H70V41L68 40L69 43H71L72 45L70 46V45H68V44H65V43H63V41H62V43H63V44H62V43H61V40H60L61 38L56 39V38L54 37V36H55V33L53 34V31H51L53 28H52L51 30L40 29V28H38V25H36ZM49 24H48V25L46 24V26H50ZM95 24H96V26H95ZM113 24H111V25H113ZM134 24H135V22H134ZM161 24L163 25L164 23H161ZM34 25H36V26H34ZM41 25H42V24H41ZM58 25H59V24H58ZM58 25H57V26H58ZM69 25H70V24H69ZM76 25H78V24H76ZM87 25H88V26H86V27L89 28V24H87ZM108 25L104 24V26H106V27H108ZM156 25H158V27H160L159 24H156ZM165 25H166V26L168 25V26L166 27ZM165 25H163V26H161V27H163V29H164V36H165V35H169V34H171L170 37H169V39H168V36H167V39H168V42H169L171 36H172V37H175V34H174L175 32H173V31L171 32V31H170L171 28H170V26H169L168 23H166ZM171 25L173 26L172 23H171ZM33 26H34V27H33ZM51 26H50V27H51ZM54 26H53V27H54ZM57 26L55 27V29L57 28ZM59 26H60V25H59ZM59 26H58V27H59ZM113 26H114V25H113ZM113 26H111V27H109V28H112ZM164 26L166 27V30H167L168 32L165 30V27H164ZM175 26H177V25H175ZM175 26H174V27H175ZM79 27H80V26H79ZM86 27H85V28H86ZM92 27H91V29H92ZM95 27H96V28H95ZM114 27H115V26H114ZM120 27H118V29H120ZM134 27H135V25H134ZM168 27H169V28H168ZM174 27H173V28H174ZM19 28H21V27H19ZM22 28H23V30H24V25L22 26ZM22 28H21V29H22ZM32 28H31V29H32ZM41 28H42V26H41ZM44 28H45V27H44ZM47 28H48V27H47ZM60 28H61V27H60ZM60 28H57V29H60ZM75 28H76V27H75ZM75 28H73V29H75ZM80 28H81V27H80ZM80 28H78V29H80ZM85 28H84V30H85L84 34H86L87 31H88L87 34H89L90 32H91L90 34H92V30L94 31L92 36H95V33L97 34V32H98V34H99V30L101 29V28H100L99 30H97V31L95 32L94 29H92L91 31H89L90 29H87V28L85 29ZM109 28H107V29L110 30ZM115 28H116V27H115ZM167 28H168V29H167ZM189 28H190V27H189ZM49 29H50V28H49ZM62 29H63V28H62ZM102 29H104V27H102ZM107 29H105V30L107 31ZM112 29H113V28H112ZM118 29L116 28V30H118ZM123 29H124V28H123ZM158 29H159V28H158ZM17 30H18V32L20 31L19 29H17ZM23 30H22L21 32H23V34H24V31H23ZM26 30H28V29H25V31H26ZM60 30H61V29H60ZM84 30H83V31H84ZM86 30H87V31H86ZM114 30H115V29H114ZM121 30H122V28H121ZM152 30H153V29H152ZM159 30H160V29H159ZM173 30H174V29H173ZM62 31H63V30H62ZM78 31H81V29L78 30ZM110 31H111V30H110ZM139 31H140V30H139ZM165 31H166L167 33H165ZM27 32H28V31H27ZM27 32H26V33H27ZM72 32H74V31H72ZM75 32H77L76 29H75ZM75 32H74V33H75ZM81 32H82V31H81ZM100 32H102V31H100ZM115 32H117V31H115ZM118 32H119V30H118ZM122 32H123V31H122ZM122 32H121L120 34H122ZM130 32H131V31H130ZM159 32L162 33L161 30H160ZM159 32H158V33H159ZM170 32H171V33H170ZM57 33H58V30H57ZM79 33H80V32H79ZM79 33H76V34H79ZM104 33H105V31L103 30V34H104ZM106 33H107V32H106ZM112 33H113V30L111 31L110 34L108 33L107 35L110 36ZM131 33H132V32H131ZM131 33L128 32V34L130 35V36H129L130 38H131V36H135V34H134V30H133V34H134V35H132ZM168 33H169V34H168ZM178 33H179V32H178ZM87 34H86V35H87ZM101 34H102V33H101ZM124 34H125V33H124ZM124 34H123V35H124ZM162 34H163V33H162ZM162 34H161V35H162ZM172 34H174V36H173ZM32 35H33V34H32ZM79 35H80V34H79ZM86 35H83V36H86ZM115 35H116V34H115ZM115 35H114V33H113V36H115ZM125 35L127 36V32H126ZM125 35H124V36H125ZM16 36H17V35H16ZM25 36H26V35H25ZM90 36H91V35H90ZM100 36H101V35H99L98 38H99ZM103 36H104V35H103ZM105 36H106V35H105ZM105 36H104V37H105ZM176 36L178 37V36H180V34H177ZM181 36H182V35H181ZM30 37H31V36H30ZM95 37H97V35H96ZM115 37H116V36H115ZM121 37H123V36H121ZM154 37H156V36H154ZM165 37H166V36H165ZM177 37L172 38V41H173V39H174V41H176ZM76 38H75V39H76ZM88 38H89V37H88ZM91 38H92V37H91ZM109 38H110V37H109ZM132 38H133V37H132ZM163 38H164V37H162L161 39L164 41ZM14 39H15V38H14ZM21 39H22V38H21ZM100 39H101V38H100ZM103 39H104V38H103ZM113 39H115V38H113ZM116 39H117V38H116ZM116 39H115V40H116ZM127 39L129 40V38H127ZM165 39H166V38H165ZM178 39H179V37H178ZM180 39L182 40L181 37H180ZM180 39H179V40H180ZM221 39H222V38H221ZM22 40H23V39H22ZM70 40H71V39H70ZM89 40H90V39H89ZM93 40H95V39L93 38ZM93 40H91V41H93ZM106 40H107V38H106ZM110 40H111V39H110ZM115 40L113 41V43L115 44V46H117L118 49H119L122 45H124V43H122L123 41L121 42V40H123V39L120 38V36H119V40L117 39V40H118L117 42H119V44H121V46L118 47L119 44H118L117 42L115 43ZM134 40H135V37H134ZM155 40H156V38H155ZM260 40H261V39H260ZM23 41H24V40H23ZM33 41H34V42H33ZM66 41H67V40H66ZM71 41H72V40H71ZM79 41H81L80 38H79ZM97 41H99V40H97ZM97 41H96V42H97ZM124 41H127V40L124 39ZM157 41L159 42L158 39H157ZM163 41H160V44H163V46H164V45H165V42H163ZM172 41L169 42L170 45H169V43H168V46H170V47H168V48H169L168 51H169V50H172V51L174 50V51H173L172 54H170V57L168 56L169 54L166 55L165 58H166L167 56H168L169 58L167 57L166 59H164V61H166L167 59H170V60H171V59H173V57L176 58V59H178V58H179V59H183V58L185 57V56L183 57L182 55H180V56H182L183 58H181L180 56H179V57L177 56L178 53H179V54H182V53L185 51L183 48H181V50L183 49L184 51L182 50V51H183L182 53H181V50H180V52H177V51L180 49L179 47H182V46H181L182 44H181V45H180V43L177 44V43L180 42V41H178L177 43L172 42ZM14 42H15V41H14ZM19 42H20V41H19ZM21 42H22V41H21ZM21 42H20V43H21ZM26 42L28 43V41L26 40V41H24L23 44H26ZM31 42H29V43H31ZM111 42H112V41H111ZM129 42H130V41H129ZM133 42H134V41H133ZM171 42H172V43H171ZM181 42H182V41H181ZM185 42H186V41H185ZM188 42H189V41H188ZM16 43L18 44V42H16ZM73 43H75V44H73ZM130 43H132V39H131V42H130ZM174 43L177 45V47L180 45V46L178 47L179 49H177V51H176L175 48L173 49V47H172V49H171V46H172V45H175ZM190 43H191V42H190ZM190 43H187V44H189V46H190V45H191ZM262 43H264V42H262ZM10 44H11V43H10ZM79 44H80V42H79ZM85 44H86V43H85ZM92 44H94V42H93ZM107 44H108V42H106V45H107ZM114 44H113V48H116V47H114ZM117 44H118V45H117ZM156 44H157V42H156ZM166 44H167V41H166ZM185 44H186V43H185ZM187 44H186L185 46H187ZM109 45H110V44H109ZM126 45L129 46V45H128V42L126 43ZM126 45H125L124 49H126ZM176 45H175V46H176ZM19 46H20V45H19ZM19 46H17V47H19ZM89 46H90V44H89ZM95 46H96V44H95ZM157 46H158V44H157ZM166 46H167V45H166ZM166 46H165V49H166ZM175 46H174V47H175ZM191 46H192V45H191ZM191 46L189 47L190 49H191ZM12 47L15 48V47L13 46V43H12ZM17 47H16V48H17ZM23 47H24V46H23ZM31 47H32V45H31ZM107 47H109V46L107 45ZM16 48H15V49H16ZM19 48H21V47H19ZM75 48H76V47H75ZM89 48H90V47H89ZM187 48H188V47H187ZM7 49L10 50L9 48H7ZM110 49H112L111 45H110ZM122 49H123V47L121 48V51H122V52H121V51H118V52H119V53H120V52H121V53H124V52H123L124 49H123V50H122ZM193 49H194V48H193ZM193 49H192V51H194ZM17 50L20 51V49H17ZM21 50H22V49H21ZM25 50H26V49H25ZM80 50H81V49H80ZM166 50H167V49H166ZM10 51H11V50H10ZM10 51H9V52H10ZM13 51H14V49H13ZM15 51H16V50H15ZM15 51L13 52L14 55H16V54H15ZM22 51H23V50H22ZM77 51H78V50H77ZM83 51H84V50H83ZM154 51H155V50H154ZM158 51H159V50H156L155 52H158ZM189 51H190V52H189ZM192 51H191V50H187V51H186V53L189 52V54H190V56H191L190 58L193 59V57H194V60H192V59H190V60L195 61V63H196V61H198V62H199L198 64H202V63H200L201 60H202V58H201V60H200V59H196L197 56H195V55L192 56L193 54H195L194 52H193L192 55H191V52H192ZM5 52H6V51H5ZM9 52L7 51V53L5 54V56L2 57V58H3V59H4V58L6 59L7 54H8ZM11 52H12V51H11ZM20 52H21V51H20ZM73 52H74V53H73ZM78 52H79V51H78ZM78 52H76V53H78ZM105 52H106V51H105ZM115 52H117V49L114 51V53H115ZM147 52H148V51H147ZM160 52H161V54H162V52L164 53V52H166V51H165V50H164V51H161V50H160ZM169 52H171V51H169ZM175 52H177V53H176V57L174 56V53H175ZM27 53H28V52H27ZM31 53H32V52H31ZM80 53H81V52H80ZM82 53H83V52H82ZM114 53H112V55H113ZM121 53L119 54V57L121 56L119 59L123 58V60H125V58H127V57L129 58V56H128V54H127L126 52L124 53V54H127V56L125 55L126 57H122L123 54L121 55ZM150 53H151V52H150ZM152 53H153V52H152ZM158 53H159V52H158ZM109 54H111V53H109ZM116 54H118V53H116ZM116 54H115V55H116ZM197 54H198V53H197ZM10 55H13V54L11 53ZM112 55H109V56H110L111 58H114L115 55H113V57H112ZM156 55H158V54H156ZM172 55H173V56H172ZM183 55H184V53H183ZM201 55H202V54H201ZM8 56H9V54H8ZM97 56H98V57H102L103 55L101 56V54H100V55H97ZM104 56H105V55H104ZM203 56H205V55H203ZM34 57H35V56H34ZM36 57H37V56H36ZM106 57H107V55H106ZM106 57H105V58H106ZM110 57L106 58L105 61L110 60V59H109ZM145 57H147V56H145ZM145 57H142V58H145ZM150 57H151V56H150ZM171 57H172V58H171ZM7 58H9V57H7ZM31 58H32V57H31ZM38 58H39V57H38ZM96 58H97V57H96ZM105 58H104V59H105ZM148 58H149V57H148ZM9 59H11V57H10ZM12 59H13V58H12ZM74 59H76V57H75ZM119 59H118V62H119ZM129 59H130V58H129ZM179 59H178V60H179ZM195 59H196V60H195ZM19 60L22 61L21 59H19ZM19 60H18V62H19ZM112 60H113V59H112ZM130 60H132V59H130ZM199 60H200V61H199ZM27 61H29V60H27ZM34 61H35V60H34ZM110 61H111V60H110ZM134 61H135V60H134ZM134 61H133V62H134ZM162 61H163V60H162ZM168 61H169V60H167V62H168ZM175 61H177V60H175ZM179 61H180V60H179ZM179 61H178V62H179ZM192 61H191V62H192ZM4 62H6V60H5ZM29 62H30V61H29ZM97 62H99V61H97ZM113 62H114V63H113L114 66H115V63H116L117 61L114 60ZM142 62H143V60H142ZM169 62H170V61H169ZM7 63H8V62H7ZM23 63H24V62H23ZM39 63H41L40 60H39ZM50 63H52V66H53V67L55 66V65H53V63H55V62H50ZM76 63H77V62H76ZM111 63H112V62H111ZM128 63L130 64L129 61H128ZM137 63H138V62H137ZM140 63H141V62H140ZM182 63H183V62H182ZM195 63H193L194 66H193V68H192V70H193V69L195 68V66L197 65L196 69L193 70V71H195V72H196L197 70H200V69L203 67V65H206V64L209 65V63H206V64H202L201 67H200V65L198 66V64H197V63L195 64ZM210 63H211V62H210ZM9 64H12V63L9 62ZM31 64H32V63H31ZM41 64H42V63H41ZM44 64H45V62H44ZM47 64H48V62H47ZM107 64H110V62L107 63ZM107 64H106V65H107ZM118 64H119V66H117V68H118V67H121V66H120V65H121V62L118 63ZM118 64H117V65H118ZM4 65H5V64H4ZM14 65H15V64H13V68L15 69ZM33 65H34V63H33ZM99 65H100V63H99ZM122 65H123V64H122ZM162 65H163V64H162ZM165 65L169 67V63H168V64L165 63ZM165 65H164V66H160V67H163V70H162V68H161L162 71H161L160 73H162V72L164 73L163 75L161 74V76H163V77L165 78V79H164V83H166V78H170L169 75H170V73L172 72V69H170V68L167 69V68L165 67ZM17 66H19V65H17ZM26 66H27V65H26ZM38 66H39V65H38ZM48 66H49V65H48ZM52 66H51V67H52ZM101 66H102V64H101ZM101 66H100V67H101ZM103 66H105V65H103ZM103 66H102V67H103ZM110 66H111V65H110ZM114 66L112 65V68H113ZM170 66H171V65H170ZM206 66H207V65H206ZM206 66H204V68H206ZM4 67H5V66H4ZM21 67H23V65L20 66V68H21ZM30 67H31V66H30ZM39 67H40V66H39ZM43 67H44V66H43ZM43 67H42V69H44ZM78 67H79V66H78ZM108 67H109V65H108L107 67L105 66V69H108ZM151 67H152V65H151ZM151 67H150V68H151ZM154 67L157 68V66H155V65H154ZM160 67L158 66V68H160ZM191 67H192V66H191ZM191 67H190V65H189V68L187 67L188 70L191 69ZM198 67H200V68L198 69ZM208 67H209V66H208ZM0 68H1V67H0ZM2 68H3V65H2ZM9 68L11 69V67H9ZM13 68H12V70H13ZM48 68H49V67H48ZM109 68H110V67H109ZM112 68H111V69H112ZM114 68H115V67H114ZM150 68L148 67V68H146L145 70H142L143 73H145V74H142V75H143V76H144V75H150V74H151L150 72H149V73H146L147 69H148V71H149V70L152 71V70H151L152 68H151V69H150ZM164 68H166L167 71H166V69H164ZM4 69H5V68H4ZM17 69H18V68H17ZM42 69H41V71H42ZM51 69H52V68H51ZM51 69H49V70H51ZM115 69H116V68H115ZM119 69H120V68H119ZM2 70H3V69H2ZM12 70H10V71H12ZM15 70H16V69H15ZM18 70H19V69H18ZM18 70H16V71H18ZM23 70H24V69H23ZM56 70H53V71L55 72ZM77 70H78V69H77ZM77 70H76V71H77ZM84 70H85V69H84ZM109 70H110V69H109ZM132 70H133V69H132ZM164 70H165L166 73L169 74V75H167V74L164 72ZM170 70H171V72H170ZM188 70H187V72H185V71H186V66H185L184 71H183V74H185V75H184L183 77L179 76L180 78H182L183 82H182L181 79H180V81H181L182 83H184V84H185V82H187L188 85H187V84H186V85H184V84H180V83H179L180 81L178 82V80H179L178 78H179V77H177V76H176L177 78L175 77V75H174L175 71H174V69H173V72H174V73H173V74L171 73V74H172L173 79H174V77H175L176 79H174V80H172V81L175 82V80H176V81H177V82H176L177 84H176V83H173V82L171 81L173 84L167 86V88L169 87V89H170V90H168V91L166 90L167 88L165 89V87H162V89H163V91L165 92V94H166V91H167V94H168V95H170V94L173 92V91H172L171 93H169V92L171 91V88H172V87H173L172 90H174V86L179 88V89H178V88H175L174 93H173L172 96H173V97H174L175 95L177 96V94H175V91L178 90V94L181 96V97H178V98H181L182 100H181V99L178 100V98L175 100V98H176V97H175V98H174L175 102L173 103V102H171V101H173V100L168 101V99H167V101H168L169 103L171 102V104H172V103L174 104V109L177 110L176 112L179 111V110L177 109V107L179 108V107L181 106L182 102L184 103V105H185V104H187V105H194V104H195V101L198 99V97L200 96V93H201V92H200V91H201V90H200L201 88L199 87L200 82H199V84H198L197 82L194 81L195 84L197 83L196 85H198V86H196L197 88L194 87V88H196V91H194L193 89H190V92H192V91H194L193 93L196 92L197 94L195 93L194 95H196V96H198V97L196 98V100H195V98L193 99L194 96H192V95H191L192 93H191L190 95H191L192 98H191L190 96H189V98H191V99H193V100H195V101H191L192 103H190V101H188V100H190V99L188 98V96H187V94H186V91H187V93H188L189 88H183V87H188L190 84H191V85H192V84L195 85V84L193 83V79L195 80V78H196V81L199 80V79H200V77H199L200 74H203L201 71H204V69L198 71V72H201L200 74H199L198 72H196V74H195L192 70H190V73H191L190 76H192V77H189V72H188ZM205 70L207 71L208 69L206 68ZM26 71H27V70H26ZM30 71H32V68H31ZM45 71H46V70H45ZM53 71H52V72H53ZM73 71H74V70H73ZM87 71H88V70H87ZM110 71H111V70H110ZM112 71H113V70H112ZM114 71H116V70H114ZM148 71H147V72H148ZM153 71H154V73H155V68H154ZM0 72L2 73L3 71L0 70ZM4 72H5V71H4ZM12 72H13V71H12ZM22 72H24V71H22ZM36 72H38V74L36 73L37 75H40V76L42 75V74H39V70H38V71L36 70ZM77 72H78V71H77ZM84 72H85V71H84ZM84 72H83V73H84ZM184 72H185V73H184ZM192 72H193V73H192ZM204 72H205V71H204ZM6 73H7V72H6ZM9 73H10V72H9ZM9 73H8V76H10ZM18 73H19L18 75H20V74H24V73H20V71H19ZM27 73H28V72H27ZM40 73H41V72H40ZM46 73H47V71H46ZM46 73H45V75H46ZM74 73H75V72H74ZM83 73L81 72V74H76V73H75V74L78 76L77 78L80 77L79 79H82L83 77L85 78V75H86V74H88V73H86V74L84 73V74H85V75H84ZM91 73H92V72H91ZM91 73H89V75H91ZM111 73H112V72H111ZM117 73H118V72H117ZM117 73H116V74H117ZM136 73H137V72H136ZM160 73H159V74H160ZM197 73L199 74V76H198ZM205 73H206V72H205ZM205 73H204V74H205ZM32 74H33V72H32ZM49 74H50V73H49ZM75 74H74V76H75ZM116 74H115V75H116ZM152 74H153V73H152ZM165 74H166L167 76H166ZM186 74H187V75H186ZM193 74H195V75L193 76ZM3 75H5V74H3ZM16 75H17V74H16ZM28 75H29V74H28ZM51 75H53V73H51ZM92 75H93V74H92ZM94 75H95V74H94ZM98 75H99V74H98ZM108 75H110V74H108ZM119 75H120V74H119ZM129 75H131V74H126L125 79H127V77H128ZM155 75H157V74H155ZM5 76H6V75H5ZM13 76H15V75L13 74ZM30 76H32V75H30ZM74 76H73V77H74ZM102 76H103V75H102ZM102 76H101V77H102ZM106 76H107V75H106ZM106 76H104V77H106ZM113 76H114V74H113ZM113 76L110 75V77H112V78H113ZM133 76H134V75H133ZM152 76H154V74H153ZM158 76H159V75H158ZM158 76H157V77H158ZM187 76H188V78H187ZM195 76H196V77H195ZM201 76H204V75H201ZM2 77H3V76H2ZM17 77H18V76H17ZM17 77H16V78H17ZM35 77H36V76H35ZM54 77H55V75H54ZM70 77H71V78H70ZM104 77H103V78H104ZM137 77H138V79L140 78L139 75H137ZM137 77H134L135 79H134V78H132V79H134V81L137 82V81H138V80H137ZM172 77H171V79H172ZM185 77H186V78H185ZM194 77H195V78H194ZM198 77H199V78H198ZM205 77L207 78V73L205 74L204 78H205ZM8 78H9V77H8ZM8 78L5 77V79H7V80H8ZM19 78H20V80H21V77H20V76H19ZM25 78H26V77H25ZM28 78H29V77H28ZM32 78H33V77H31V79H32ZM44 78H45V76H44ZM44 78H43V75H42V79H44ZM49 78H50V76H49ZM52 78H53V76H52ZM84 78H83V79H84ZM88 78H89V77H88ZM90 78H93V77H90ZM106 78H108V77H106ZM106 78H104V79H105V80H108V79H109V81L112 80V78H111V79H110V78L106 79ZM116 78H117V77H116ZM145 78H146V77H145ZM148 78H149V77H148ZM150 78H151L150 81L152 82V81H153V80H152V77L150 76ZM153 78H156V76L153 77ZM158 78H159V77H158ZM158 78L156 79V82L158 81V83H161V82L163 81V80H161V79H163V78H162V77H161V79H158ZM191 78H192V80H191ZM197 78H198V79H197ZM204 78L202 77L201 79H204ZM5 79H4V78L2 79L3 82H4V83H8L9 80H8V82H5V81H7V80H5ZM10 79H11V78H10ZM17 79H18V78H17ZM26 79H27V78H26ZM35 79H36V78H35ZM79 79L76 80V76H75V80H74L75 82H74V84H75L77 81H78L77 83H79ZM83 79H82V80H83ZM113 79L116 80V79H115V76H114ZM129 79H130V81H131V78H130V77H129ZM142 79H143V78H142ZM177 79H178V80H177ZM187 79H188V80H187ZM2 80H0V83H2V82H1ZM4 80H5V81H4ZM20 80H19V81H20ZM23 80H25V79H23ZM27 80H29V79H27ZM32 80L34 81V79H32ZM50 80H51V79H50ZM50 80L47 79V82L49 81V82L51 83L52 80H51V81H50ZM136 80H137V81H136ZM139 80H140V79H139ZM148 80H149V79H148ZM159 80H161V81H159ZM167 80H168V79H167ZM189 80H191L190 83H188ZM204 80H205V81H203V82H202V80H201V85H200V86H202V85L205 84L204 82H206V79H204ZM39 81H40V80H39ZM45 81H46V80H45ZM69 81H70V80H69ZM69 81H68V82H69ZM84 81L87 82V80H85V79H84ZM88 81H89V79H88ZM112 81H113V80H112ZM134 81H132V82H134ZM144 81H145V79H144ZM146 81H147V80H146ZM146 81H145V83L147 84L146 87H149V86H150L149 89H148V91L150 90V88H151V84H152V83H153V84H152V85H153V86H152L153 88H155L154 86H156L157 88H160V87L164 84V83H163V84L161 83V84H162V85H161V84H158V83H156V82H152L151 84L149 83V85H148V82H146ZM150 81H149V82H150ZM168 81H169V80H168ZM11 82L13 83V80H11ZM15 82H17V80H16ZM15 82H14V83H15ZM26 82H28V81H26ZM40 82H42V80H41ZM91 82H92V80H91ZM138 82H139V81H138ZM9 83H10V82H9ZM14 83H13V84H14ZM28 83H29V82H28ZM43 83H44V82H42V84H43ZM66 83H67V82H66ZM69 83H70V82H69ZM69 83H68V84H69ZM82 83H83V82H82ZM82 83L80 82V85H81ZM114 83L117 84L115 81H114ZM139 83H140V82H139ZM141 83H142V82H141ZM145 83H144V84H145ZM154 83H156V84L154 85ZM168 83H169V82H167L166 85H168ZM202 83H204V84H202ZM206 83H208V81H207ZM16 84H17V83H16ZM30 84H33V85H34V83H33L32 81L30 82ZM35 84H37V83H35ZM48 84H49V83H48ZM74 84H73V86H74ZM85 84H86V83H85ZM115 84H114V85H115ZM133 84H135V83H133ZM136 84H137V83H136ZM136 84H135V85H136ZM157 84H158V85H157ZM170 84H171V83H170ZM175 84H176V85H175ZM178 84H179V86H177ZM2 85H3V84H2ZM2 85H1V86H2ZM27 85H28V84H27ZM39 85L41 86V84H39ZM44 85L46 86V84L44 83L41 87L43 88ZM50 85H51V84H50ZM50 85H49V86H50ZM54 85H55V84H54ZM70 85L72 86V84H70ZM114 85H113L112 87H114ZM180 85H181V86L183 85V86L180 87ZM4 86H5V84H4ZM23 86H24V85H23ZM29 86H32V85H29ZM37 86H38V84L36 85V87H37ZM40 86H39V87H40ZM52 86H53V83H52ZM60 86H61V85H60ZM65 86H66V85H65ZM67 86H68V85H67ZM71 86H70V87H71ZM75 86H77V85H75ZM87 86H89V85H87ZM90 86H91V85H90ZM90 86H89V87H90ZM116 86H117V85H116ZM116 86H115L114 88H116ZM137 86H138V85H137ZM163 86H164V85H163ZM170 86H171V87H170ZM204 86H206V84H205ZM204 86H202V87H204ZM208 86H209V85H208ZM25 87H26V86H25ZM50 87H51V86H50ZM62 87H63V86H61L60 88H62ZM78 87H79V85H78ZM78 87H77V88H78ZM84 87H85V86H84ZM94 87H95V85H94ZM94 87H93V89H94ZM112 87H110V89H111L110 91H111V92H112ZM134 87H135V86H134ZM146 87H145V85H144V87H143V85H142L143 91L145 90L144 88H146ZM210 87H211V86H210ZM1 88H2V87H1ZM4 88H5V87H4ZM28 88H29V87H27V89H28ZM34 88H35V86H34ZM46 88H47V90H48L49 87H46ZM46 88H45V90H46ZM52 88H53V87H52ZM52 88H51V89H52ZM56 88H57V87H56ZM56 88H55V89H56ZM64 88H65V87H64ZM64 88H62V89H64ZM66 88H67V87H66ZM66 88H65V91H66ZM68 88H69V87H68ZM72 88H73V87H72ZM72 88H71V90H72ZM108 88H109V87H108ZM127 88H128V89H127V92H128V90H129L130 87H127ZM135 88H137V87H135ZM140 88H141V87H140ZM142 88H141V89H142ZM182 88H183V89H182ZM199 88H200V89H199ZM207 88H208V87H207ZM22 89H23V88H22ZM31 89H32V88H31ZM31 89H30V90H31ZM43 89H44V88H43ZM58 89H59V88H58ZM75 89H76V88H75ZM75 89H74V91H75ZM86 89H87V87H86ZM88 89H89V88H88ZM91 89H92V88H91ZM93 89H92V92H93L94 90H96V89H94V90H93ZM116 89H118V88H116ZM119 89H122V90L117 91L118 94H119L121 91H123V93H124V91H125L124 89H126V88H124V87H120ZM162 89L159 90L160 93H161V90H162ZM180 89H181V90H180ZM187 89H188V90H187ZM203 89H204V88H203ZM15 90H16V89H15V84H14V86H12V85H11V87L9 86V92H12V93H13ZM17 90H18V89H17ZM19 90H20V89H19ZM28 90H29V89H28ZM38 90H39V92H37V93H39V95H41V97H42V92H40L42 89L40 90V88H39ZM38 90H37V91H38ZM108 90H109V89H108ZM135 90H136V89H135ZM165 90H166V91H165ZM185 90H186V91H185ZM206 90H207V89H206ZM33 91H34V90H33ZM42 91H44V90H42ZM48 91H51L50 88H49ZM48 91H45L44 94H46V92H48ZM56 91H57V90H55V93H56ZM60 91H61V90H59V92H60ZM74 91L72 90V92H74ZM86 91H89V90H86ZM90 91H91V90H90ZM151 91H153V92L155 91V93H156V91H157V94H159L158 89H156V88H155V89H152ZM180 91H181V92L183 91V92H182V93H183V96L180 94V93H181ZM197 91H199V92H197ZM4 92H5V91H4ZM23 92H24V91H23ZM29 92H30V91H29ZM35 92H36V91H35ZM72 92H71V94H72ZM76 92H77V91H76ZM84 92H85V91H84ZM97 92H98V89H97ZM99 92H100V91H99ZM104 92H105V91H104ZM104 92H103V93L100 92V93L105 94ZM113 92H114V91H113ZM115 92H116V91H115ZM131 92H132V91L130 90L129 93H131ZM140 92H141V91L139 90V93H140ZM146 92H147V90L144 91V93H146ZM179 92H180V93H179ZM206 92H207V91H204V90H203L204 95H205V94H207V95L209 94L208 92H207V93H206ZM209 92H210V91H209ZM1 93H2V92H1ZM6 93H8V92H6ZM15 93H16V91L14 92V94H15ZM20 93H21V92H20ZM30 93H31V92H30ZM57 93H58V92H57ZM60 93H63V90H62V92H60ZM60 93H58V96L61 98V96H60L61 94H60ZM79 93H80V92H79ZM87 93H88V92H87ZM89 93H91V92H89ZM100 93H97V95H95V93H91V94H92V95L94 94V95L96 96V99H98L97 96H98ZM142 93H143V92H142ZM149 93H150V92H149ZM184 93H185L186 95H184ZM198 93H199V95H198ZM203 93H202V95H203ZM14 94H13V95H14ZM16 94H17V97H19L18 95H20V94H18V92H17ZM26 94H27V93H26ZM26 94L24 95V94L22 93V96H23V95L26 96ZM44 94H43V95H44ZM51 94H52V93H51ZM53 94H54V91H53ZM66 94H67V93H66ZM75 94H76V93H75ZM91 94L88 95V96L90 97ZM121 94H122V93H121ZM121 94H120V95H121ZM124 94H126V93H124ZM124 94H123V95H124ZM127 94H128V93H127ZM174 94H175V95H174ZM210 94H211V93H210ZM213 94H214V91H213ZM2 95H5V94H2ZM2 95H1L0 97H2ZM7 95H9V93H8ZM27 95H28V98H27V99L31 98V95H29V94H27ZM33 95H35V93H33ZM39 95H38V97H39ZM48 95L50 96V93H48L46 96L44 95V96H45V98H44L45 100L47 99L46 97H49ZM56 95H57V94H56ZM56 95H55V98H54V99H57V98H58V96H57V98H56ZM78 95H79V94H78ZM83 95L85 96V94H82V96H83ZM105 95H108V93L105 94ZM109 95H110V94H109ZM109 95H108L107 97H109ZM111 95L113 96V94H111ZM123 95H122V97H123ZM132 95H133V94H132ZM143 95H144V94H143ZM143 95H142V96H143ZM148 95H149V97H150V94H148ZM159 95H160V94H159ZM168 95H165V97L168 96ZM204 95H203V96H204ZM207 95H205V100H206V98H207ZM22 96H21L20 98H22ZM29 96H30V97H29ZM44 96H43V97H44ZM67 96H68V95H67ZM103 96H104V95H103ZM103 96L100 94L99 97L102 98ZM128 96H129V95H128ZM130 96H131V95H130ZM130 96H129V99L131 98ZM133 96H135V95H133ZM133 96H132V97H133ZM136 96H137V95H136ZM142 96H141V98H142ZM161 96H162V95H161ZM184 96H187V97H186V100H187V98H188V100H187L186 102H185V99H183V98H185ZM196 96H195V97H196ZM3 97H4V96H3ZM32 97L35 98L34 96H32ZM38 97H36V98H38ZM43 97H42L41 100H43ZM50 97H51V96H50ZM53 97H54V96H53ZM62 97H65L64 93L62 94ZM73 97H75V96H73ZM89 97H87V98H89ZM92 97H93V96H92ZM92 97H90V100H91V101L93 100V99H91ZM110 97H111V96H110ZM115 97H116V94H115V96H114L113 98H115ZM117 97H118V95H117ZM117 97L115 98V99H117V100H115L114 102H113V98H112V97L109 98L108 101H110V100L112 99L111 102H113V103L110 102V108H111V109H113L114 104L116 105V104H118L119 102H122V101H124L126 98H128V97H125V96H124L125 99H124V100L122 99V101H120V99H121L122 97H121L120 99H118ZM143 97H144V96H143ZM146 97H148V96H145V97H144L145 100L148 99V98H146ZM155 97H156V98H155ZM155 97H154V98H155V100H156L158 97H157V96H155ZM165 97H164V94H163V98H165ZM208 97H210V96L208 95ZM4 98H5V97H4ZM4 98H3V99H4ZM6 98H8V97H6ZM10 98H12V95L10 96ZM10 98H8V100L11 101ZM20 98H18V99L21 100ZM33 98H32V100H34V103H35V104L37 103V104H36L37 107H38V106L41 107V105H42L43 103H44V105L47 106V104H45V102H43L41 105H39L40 102H38L37 100H35V99H33ZM39 98H40V97H39ZM65 98H66V97H65ZM65 98H64V101H65ZM68 98H69V97H68ZM94 98H95V97H94ZM135 98H136V97H135ZM137 98H140V97H137ZM152 98H153V96H152ZM152 98H150V99H152ZM166 98H167V97H166ZM168 98L170 99V97H168ZM202 98H203V97H202ZM22 99H23V98H22ZM54 99H52V100H54ZM58 99H59V98H58ZM76 99H77V98H76ZM96 99H95V100H96ZM104 99L106 100V97H105ZM129 99H126V100L129 101ZM131 99H132V98H131ZM131 99H130V102H131ZM159 99H160V101H157V102H159V103L162 102L160 97H159ZM159 99H158V100H159ZM171 99H172V97H171ZM203 99H204V98H203ZM209 99H210V98H209ZM4 100H5V99H4ZM13 100H14V99H12V101H13ZM23 100H24V99H23ZM25 100H26V99H25ZM32 100H31V102H29V100H28L27 104H28V103H29V104L32 103ZM38 100H39V99H38ZM45 100H43V101H45ZM47 100H48V102H49V99H47ZM47 100H46V101H47ZM62 100H63V99H60V101H62ZM67 100H68V99H67ZM70 100H71V99H70ZM77 100H78V102H80L79 99H77ZM77 100H76V101H77ZM84 100H85V99H83V101L81 102L82 104H83V102H85V101H89V99H88V100L86 99L85 101H84ZM99 100H100V98H99ZM99 100H96V101L99 102ZM133 100L135 101L134 97H133ZM142 100H143V99H142ZM180 100H181L182 102H180ZM183 100H184V101H183ZM200 100H201V98H200ZM36 101H37V102H36ZM39 101H40V100H39ZM54 101H55V100H54ZM57 101L59 102V100H56V102H52V103H53V104H54V103L56 104ZM68 101H69V100H68ZM76 101H74V102H76ZM128 101H127V102H128ZM137 101H138V100H136V102H137ZM148 101H149V100H148ZM152 101H154V100H152ZM197 101H198V100H197ZM197 101H196V102H197ZM201 101H202V100H201ZM13 102H14V103H17V101H16V102L13 101ZM23 102L25 103L26 101H23ZM23 102H22V103H23ZM50 102H51V99H50ZM102 102H103V104H102V106H103V105L105 104L104 102H106V101H102ZM102 102H101V103H102ZM140 102L143 103V101H140ZM154 102H156V101H154ZM177 102H178V104H175V103H177ZM187 102L190 103V104H188ZM205 102H206V101H205ZM205 102H204V103H205ZM208 102L210 103V101H208ZM18 103H20V102H18ZM34 103H33V104H30V105H32V108H33ZM46 103H47V102H46ZM61 103H62V102H60L59 104L62 105L64 102H63L62 104H61ZM66 103H67V102H66ZM66 103H64V104H66ZM69 103H70V101H69ZM81 103H80V104H81ZM85 103H86V102H85ZM89 103H90V102H89ZM93 103H94V102H93ZM144 103H145L144 105H146V102H144ZM150 103H151V105H152V102H151V101H150ZM179 103H180V106H178ZM193 103H194V104H193ZM25 104H26V103H25ZM53 104H52V105H53ZM59 104H56V105L58 106ZM72 104H74V103H72ZM82 104H81V105H82ZM96 104H97V103H96ZM106 104H107V103H106ZM106 104H105V105H106ZM125 104H126V103H125ZM125 104H124L125 108L127 107V108L130 109V107H129V106H126L127 104H126V105H125ZM135 104H136V103H135ZM148 104H149V103H148ZM163 104H165V101L163 102ZM171 104H169V106H170ZM173 104H172V106H173ZM13 105H14V104H13ZM36 105H35V106H36ZM44 105H43V106H44ZM52 105H50V106H52ZM68 105H69V104H68ZM85 105H86V104H85ZM87 105H88V104H87ZM107 105H109V102H108ZM107 105L105 106L106 108L109 107V106H107ZM128 105H129V103H128ZM132 105H133V104H132ZM137 105H138V107H140L142 104H141V103H138ZM155 105H156V104H155ZM182 105H183V104H182ZM187 105H185V106L183 107V110H184V109L187 110V108H189V106H187ZM15 106H16V105H15ZM17 106H19V105H17ZM26 106H27V105H26ZM35 106H34V107H35ZM66 106H67V104H66ZM70 106H71V104H70ZM77 106H78V105H77ZM124 106H123L121 109H123ZM133 106H134V105H133ZM153 106H154V105H153ZM153 106H151V108H153ZM157 106L159 107V104H157ZM157 106H155V107H157ZM169 106H167V107H169ZM172 106H170V107H172ZM176 106H177V107H176ZM19 107H20V106H19ZM48 107H49V105L46 107V108H47V110H46V108H45V106H44V108H45V110H46L47 112L49 111V110H48ZM135 107H137V106H135ZM135 107H132V108H135ZM141 107H142V106H141ZM149 107H150V106H149ZM155 107H154V108H155ZM158 107H157V108H158ZM162 107H163V106H162ZM162 107H161V108H162ZM165 107H166V105H165ZM167 107H166V108H167ZM175 107H176V108H175ZM181 107H182V106H181ZM181 107H180V108H181ZM186 107H187V108H186ZM210 107H211V106H210ZM212 107H213V106H212ZM17 108H18V107H17ZM27 108H29V107H27ZM35 108H36V107H35ZM44 108H43V109L41 108L42 110H41L40 108L37 109V110H40V111H44V112H45ZM63 108H64V107H63ZM106 108H105V109H106ZM132 108H131L130 111H132ZM147 108H148V107H147ZM147 108H146V109H147ZM154 108H153V109H150V110H152V111H150V110L148 109L150 112H152V113H151L152 115H154V113H156V112H153V111H154ZM157 108L155 109V111L157 110V113H159L160 111H158V110H159L160 108H158V109H157ZM190 108H192V106H191ZM30 109H31V107H30ZM88 109H89V108H88ZM103 109H104V108H103ZM105 109H104V110H105ZM107 109H109V108H107ZM111 109H110V110H111ZM137 109H139V111H140V110L143 109V108H141V109H140V108H137ZM167 109H168V108H167ZM172 109H173V108H172ZM174 109H173V110H170V109H169V110L171 111V113H173L172 111H175ZM64 110H65V109H64ZM148 110L146 111V113L148 112ZM160 110H162V109H160ZM181 110H182V108H181ZM181 110H180L179 112H181ZM188 110H189V109H188ZM193 110H195V109L193 108ZM205 110H206V109H205ZM102 111H103V110H102ZM123 111H124V110H123ZM142 111H143V110H142ZM162 111H164V112L166 113V111H168V110L165 111V109H164V110H162ZM162 111H161V112H162ZM191 111H192V110H191ZM195 111H196V110H195ZM197 111H198V110H197ZM59 112H60V111H59ZM106 112H107V111H106ZM127 112H129L128 109H127ZM168 112H169V111H168ZM192 112H194V111H192ZM192 112H191V113H192ZM212 112H213V110H212ZM111 113H112V112H111ZM113 113H114V112H113ZM123 113H124V116H125L126 110H125ZM123 113L121 112L120 115L122 116ZM129 113H130V112H129ZM135 113H136V112H135ZM143 113H145V112L143 111ZM165 113H164V115H165ZM171 113L169 112V114H171ZM210 113H211V112H210ZM59 114H60V113H59ZM108 114H109V113H108ZM133 114H134V113H133ZM133 114L131 113V115H133ZM160 114H162V113H160ZM160 114H158V115H160ZM176 114H177V113H176ZM179 114H180V113H179ZM196 114H197V113H196ZM44 115H45V114H44ZM52 115H53V112H52ZM57 115H58V114H57ZM57 115H56V117H57ZM61 115H62V114H61ZM61 115H60V117H62ZM64 115H66V114H63V116H64ZM110 115H111V114H110ZM116 115L118 116V114H116ZM128 115H129V114H128ZM145 115H146V114H145ZM147 115H148V113H147ZM149 115H150V114H149ZM149 115H148V116H149ZM152 115H151V116H152ZM162 115H163V114H162ZM162 115H160V116H162ZM164 115H163V116H164ZM174 115H175V113H174ZM194 115H195V113H193V117L191 118L192 120L196 119V116H197V115L195 116V118H194ZM50 116H51V114H50ZM66 116H67V115H66ZM66 116H65V117H66ZM117 116H116V117H117ZM126 116H127V115H126ZM141 116H142V114H141ZM143 116H144V114H143ZM143 116H142V117H143ZM156 116H157V115H154V116L151 117V118H152V121H153V118H154V117L156 118L154 124L156 123V120L158 119V117H156ZM160 116H159V117H160ZM168 116H169V115H168ZM171 116H173V115H171ZM171 116H170V117H171ZM188 116H190V115H188ZM191 116H192V114H191ZM43 117H44V116H43ZM47 117H48V116H47ZM56 117H55V118H56ZM58 117H59V115H58ZM111 117H112V116H111ZM118 117H119V116H118ZM118 117H117V120H118V122H119V121H120L119 119H122L123 116H122V118H121V117L118 118ZM128 117H129V116L124 117V119H125V118L128 119ZM132 117H134V116H132ZM166 117H167V115H166ZM166 117H164V120H165ZM170 117H169V118H170ZM177 117H178V116H177ZM210 117H211V116H210ZM63 118H64V117H63ZM67 118H68V117H67ZM129 118H130V117H129ZM151 118H150V116H149V117L147 118V120L150 119V121H151ZM173 118H174V116H173ZM184 118H185V117H184ZM188 118H189V117H188ZM197 118H198V117H197ZM213 118H214V116H213ZM115 119H116V118H115ZM135 119H136V118H135ZM142 119H143V118H142ZM142 119H141V120H142ZM161 119H163V118H161ZM170 119L172 120V118H170ZM186 119H187V118H186ZM198 119H199V120H198ZM198 119H197V120H198L199 122L202 121V120H200V118H198ZM60 120H61V119H60ZM109 120H112V119H109ZM139 120H140V119L138 118L137 121H139ZM173 120H174V119H173ZM182 120H183V119H182ZM197 120H196V122H197L198 124H201V123H202V122L199 123ZM212 120H213V119H212ZM214 120H215V119H214ZM112 121H113V120H112ZM124 121H125V120H124ZM129 121H130V120H128V122H129ZM137 121H136V124H137ZM142 121H143V120H142ZM150 121H149V122H150ZM159 121H160V120H159ZM187 121H188V120H187ZM190 121H191V120H190ZM194 121H195V120H194ZM80 122H81V121H80ZM128 122H127V123H128ZM145 122L147 123V121H145ZM160 122H161V121H160ZM160 122H159V123H160ZM165 122H167V121H165ZM169 122H171V121H169ZM169 122H168V123H169ZM182 122H183V121H182ZM184 122H185V120H184ZM184 122H183V123H184ZM188 122H189V121H188ZM188 122H186V125H187ZM196 122H195V123L191 122V123H192V124H196ZM110 123H111V122H110ZM138 123H139V122H138ZM146 123H145V125H147ZM162 123H164V122H162ZM191 123H190V124H191ZM208 123H209V122H208ZM90 124H91V123H90ZM107 124H108V123H107ZM130 124H131V122H130ZM157 124H158V123H157ZM157 124H155V125H156V129H159V127H160V129H161V128H162V125H161V126H158ZM165 124H166V123H165ZM181 124H182V123H181ZM206 124H207V123H206ZM134 125H135V122H134ZM145 125H144V121H143V125H140V126H145ZM177 125H178V124H177ZM203 125H204V124H203ZM214 125H215V122H214ZM214 125H213V126H214ZM97 126H98V125H97ZM136 126H137L136 128L138 129V128H139L138 125H136ZM153 126H154V125H153ZM181 126H182V125H181ZM181 126H180V127H181ZM187 126H189V125H187ZM196 126H197V124H196ZM198 126H199V125H198ZM198 126H197V127H198ZM201 126H202V125H200V127H201ZM205 126H206V125H205ZM207 126H208V125H207ZM209 126H210V125H209ZM154 127H155V126H154ZM176 127H177V126H176ZM180 127H178V128L181 129L182 127H181V128H180ZM197 127L195 128V127L192 126V128H195L196 130L200 129V127H199L198 129H197ZM134 128H135V126H134ZM174 128H175V127H174ZM190 128H191V127H190ZM207 128H208V127H207ZM207 128H206V129H207ZM109 129H110V128H109ZM139 129H140V128H139ZM139 129H138V130H139ZM152 129H153V128H152ZM160 129H159V131H160ZM179 129H178V130H179ZM201 129H202V128H201ZM203 129H204V128H203ZM138 130L136 131V133L138 132ZM141 130H142V129H141ZM141 130H140V131H141ZM104 131H105V130H104ZM156 131H157V130H156ZM117 132H118V131H117ZM120 132H121V131H120ZM120 132H119V133H120ZM153 132H155V129L153 130ZM167 132H169V131H167ZM197 132H199V130H198ZM200 133H201V132H200ZM208 133H209V132H208ZM211 133H212V131H211ZM142 134H143V133H142ZM145 134H146V132H145ZM195 134H196V133H195ZM198 134H199V133H197V136H198ZM206 135L208 136L207 132H206ZM213 135H214V134H213ZM197 136L195 137L196 139H197ZM209 136H210V135H209ZM169 137H170V136H169ZM198 137H199V136H198ZM202 137H203V136H202ZM139 138H140V137H139ZM180 138H182V137L180 136ZM189 138H190V137H189ZM192 138H193V137H192ZM209 138H210V137H209ZM1 139H3V138H1ZM14 139H15V138H13L12 140H14ZM203 139H204V138H203ZM12 140H11V142H12ZM197 140H198V139H197ZM197 140H196V141H197ZM199 140H200V139H199ZM204 140H205V139H204ZM64 141H65V140H64ZM162 141H163V140H162ZM2 142H4V141L2 140ZM15 142H16V140H15ZM20 142H21V141H20ZM56 142H57V141H56ZM194 142H195V141H194ZM4 143H6V142H4ZM7 143L9 144L8 141H7ZM7 143H6V144H7ZM16 143H17V142H16ZM0 144H1V141H0ZM14 144H15V143H14ZM18 144H19V142H18ZM23 144H24V143H23ZM31 144H32V143H31ZM42 144H43V143H42ZM1 145H2V144H1ZM27 145H29V144H26V146H27ZM181 145H182V144H181ZM26 146L24 145L23 148L26 147ZM176 146H177V145H176ZM206 146H207V145H206ZM2 147H3V146H2ZM7 147H9V146H7ZM12 147H13V145H12ZM17 147H18V146H17ZM27 147H28V146H27ZM50 147H51V146H50ZM3 148H4V147H3ZM19 148H20V147H19ZM32 148H33V147H32ZM13 149H14V148H13ZM17 149H18V148H17ZM27 149H28V148H26L25 151H26ZM30 149H31V148H29V150H30ZM60 149H61V148H60ZM174 149H175V148H174ZM3 150H4V149H3ZM22 150H23V149H22ZM29 150H28V151H29ZM32 150H33V149H31L30 152H32ZM55 151H56V150H55ZM200 151H201V150H200ZM7 152H9V151H7ZM23 152H24V151H23ZM33 152H34V151H33ZM33 152H32V153H33ZM57 152H58V151H57ZM193 152H194V151H193ZM193 152H190V153H192L193 156L195 157V155H194ZM11 153H12V152H11ZM54 153L56 154V152H54ZM188 153H189V152H188ZM190 153H189V154H190ZM20 154L22 155V153H20ZM27 154H29V153H27ZM30 154H31V153H30ZM55 154H54V156H55ZM58 154H59V152H58ZM58 154H56V155H58ZM195 154H196V153H195ZM0 155H1V154H0ZM8 155H9V154H8ZM21 155H20V156H21ZM43 155H44V153H43ZM50 155H53V153H51V152H50V154L48 153V157H49ZM203 155H204V154H203ZM2 156H4V155H2ZM13 156H14V155H13ZM54 156H53V157H49V158H50V159H52V158L54 159ZM174 156H175V155H173V157H174ZM176 156H177V161H178V159H179L178 156H179V155L177 154ZM176 156H175V157H176ZM181 156H182V155H181ZM7 157H8V156H7ZM11 157H12V155H11ZM25 157H26V155H25ZM45 157H46V156H45ZM45 157H44V158H45ZM48 157H47V158H48ZM196 157H197V156H196ZM201 157H202V156H201ZM14 158H16V157L14 156L13 159H14ZM18 158H19V155H18ZM20 158H21V157H20ZM23 158H24V157H23ZM30 158H31V155H30ZM61 158H62V157H61ZM180 158H181V157H180ZM7 159H8V158H7ZM26 159H27V157H26ZM37 159H38V158H37ZM37 159H36V160H37ZM55 159H56V158H55ZM57 159H58V158H57ZM183 159L186 160V161L184 160L183 162H186L185 164H187V159H186V158H183ZM198 159H200V157H199ZM204 159L206 160V158H204ZM204 159H201V161H205ZM208 159L211 160L210 158H208ZM208 159H207V160H208ZM0 160H1L0 162H2V163L4 162V163H5V156H4V159L1 158ZM10 160H11V158H10ZM10 160H9V161H10ZM38 160H39V159H38ZM43 160H44V159H43ZM173 160H174V159H173ZM207 160H206V161H207ZM209 160H208V161H209ZM230 160H231V159H230ZM7 161H8V160H7ZM12 161H13V160H12ZM18 161H19V159H18ZM18 161H17V162H18ZM22 161H24V160L22 159ZM32 161H33V160H32ZM57 161H58V160H57ZM57 161H56V162H57ZM68 161H69V160H68ZM181 161H182V160H181ZM192 161H193V160H192ZM192 161H191V163H189V164H192V165H193V162H192ZM20 162H21V161H20ZM30 162H31V161H30ZM37 162H38V161H37ZM37 162H36V164H37ZM42 162H43V161H42ZM42 162H39V163H42ZM183 162H181V163H183ZM194 162H195V161H194ZM209 162L212 163V161H209ZM2 163H1V164H2ZM4 163H3V164H4ZM7 163H8V162H7ZM9 163H11V161H10ZM13 163H14V162H13ZM22 163H23V162H22ZM195 163L197 164V162H195ZM207 163H208V162H207ZM232 163H233V162H232ZM11 164H12V163H11ZM15 164L17 165L16 161H15ZM20 164H21V163H20ZM25 164H26V163H25ZM25 164H24V165H25ZM28 164H32V165H33V163H29V162H28ZM28 164H27V165H28ZM58 164H59V163H58ZM189 164H188L187 166H189ZM196 164H195V165H196ZM233 164H234V163H233ZM233 164H232V165H233ZM5 165H7V164H5ZM5 165H4V166H5ZM9 165H10V164H9ZM18 165H19V163H18ZM18 165H17V166H18ZM21 165H22V164H21ZM32 165L30 166L31 168L34 166V165H33V166H32ZM42 165H43V164H42ZM63 165H64V164H63ZM75 165H76V164H75ZM94 165H95V164H94ZM0 166H1V165H0ZM4 166H2V167H4ZM25 166H26V165H25ZM25 166H22L21 168H23V167L25 168ZM35 166H36V165H35ZM70 166H71V164H70ZM193 166H194V165H193ZM6 167H8V166H6ZM11 167H12V166H11ZM41 167H42V166H40V164H39V168H41ZM63 167H64V166H63ZM182 167H183V166H182ZM185 167H186V165H185ZM202 167H203V166H202ZM202 167H201V169H203ZM224 167H225V165H224ZM242 167H243V166H242ZM16 168H17V167H16ZM16 168H15V169H16ZM18 168H20V165H19ZM18 168H17V169H18ZM31 168H30V169H31ZM96 168H97V167H96ZM196 168H197V166H196ZM196 168H195V169H196ZM0 169H1V168H0ZM6 169H7V168H5V170H6ZM17 169H16V170H17ZM25 169H26V168H25ZM97 169H98V168H97ZM182 169H184V167H183ZM195 169H194V170H195ZM2 170H3V169H2ZM2 170H1V171H2ZM11 170H12V168H11ZM16 170H13L12 172H15ZM21 170H22V169H21ZM21 170H19V171L21 172ZM39 170H40V169H39ZM74 170H75V169H74ZM80 170H81V169H80ZM226 170H227V169H226ZM28 171H29V170H28ZM67 171H68V170H67ZM70 171H71V170H70ZM72 171H73V169H72ZM72 171L69 172V173H72ZM75 171L77 172V170H75ZM184 171H185V170H184ZM33 172H34V171H33ZM36 172H37V171H36ZM38 172H39V171H38ZM76 172H74V173L76 174ZM132 172H133V171H132ZM3 173H4V172H3ZM6 173H9V172H6ZM18 173H19V172H18ZM40 173H41V172H40ZM82 173H83V172H82ZM111 173H112V172H111ZM119 173H120V172H119ZM127 173H128V172H127ZM183 173H184V172H183ZM26 174H27V173H26ZM28 174H29V173H28ZM49 174H50V172H49ZM55 174H56V173H54V175H55ZM75 174H74V175H75ZM107 174H108V173H107ZM191 174H192V173H190V172L188 171L186 174H185V173L183 174V175H184L183 177H189V178H192V177L194 176V174H192L193 176H191ZM6 175H7V174H6ZM8 175H9V174H8ZM11 175H13V174H11ZM15 175H16V174H15ZM18 175H19V174H18ZM22 175H23V174H22ZM24 175H25V174H24ZM71 175H73V174H71ZM74 175H73V177H74ZM77 175H78V174H77ZM77 175H76V176H77ZM97 175H98V174H97ZM103 175H104V174H103ZM140 175H141V174H140ZM142 175H143V174H142ZM3 176H4V174H3ZM3 176H0V178H1V183H0V184H2V185L4 186L3 188H5L6 190L9 191V189H11V188H8V185L11 184V183H8L7 180L5 179L6 177H5V176L3 177ZM29 176H30V175H29ZM39 176H40V175H39ZM49 176H50V175H49ZM78 176H79V175H78ZM116 176H117V175H116ZM119 176H120V175H119ZM143 176H144V175H143ZM204 176H205V175H204ZM10 177H11V178H14V175H13V177H12V176H10ZM26 177H27V175H26ZM33 177H34V176H33ZM58 177H59V176H58ZM208 177H209V176H208ZM18 178H19V176H18ZM18 178H16V179H18ZM54 178H55V177H54ZM86 178H87V177H86ZM97 178H98V177H96L95 179H97ZM106 178H107V177H106ZM134 178H135V177H134ZM138 178H139V177H138ZM189 178H188V179H189ZM193 178H194V177H193ZM14 179H15V178H14ZM25 179H26V178H25ZM30 179H31V177H30ZM56 179H57V178H56ZM59 179H60V178H59ZM104 179H105V178H104ZM116 179H117V178H116ZM118 179H119V178H118ZM118 179H117V180H118ZM143 179H144V178H143ZM185 179H186V178H185ZM18 180H19V179H18ZM31 180H32V179H31ZM31 180H30V181H31ZM34 180H35V178H34ZM73 180H74V179H73ZM83 180H84V179H83ZM85 180H86V179H85ZM91 180H92V179H91ZM113 180H114V179H113ZM119 180H120V179H119ZM132 180H133V179H132ZM21 181H22V180H21ZM59 181H60V180H59ZM96 181H97V180H96ZM144 181H145V179H144ZM146 181H147V180H146ZM189 181H190V180H189ZM217 181H218V180H217ZM221 181H222V180H221ZM225 181H226V180H225ZM28 182H29V181H28ZM35 182H36V181H35ZM57 182H58V180H57ZM92 182H93V181H92ZM32 183H33V182H32ZM51 183H52V181H51ZM82 183H83V182H82ZM90 183H91V182H90ZM225 183H226V182H225ZM12 184H13V183H12ZM24 184H25V183H24ZM54 184L56 185V183H54ZM57 184H58V183H57ZM60 184H61V183H60ZM143 184H144V183H143ZM221 184H222V183H221ZM18 185H19V184H18ZM18 185H17V186H18ZM22 185H23V184H22ZM34 185H35V184H34ZM75 185H77V184L75 183ZM85 185H86V184H85ZM94 185H95V184H94ZM121 185H122V184H121ZM229 185H230V184H229ZM0 186H1V185H0ZM12 186H13V185H12ZM14 186H15V185H14ZM14 186H13V187H14ZM32 186H33V185H32ZM56 186H57V185H56ZM102 186H103V185H102ZM108 186H109V185H108ZM137 186H138V185H137ZM243 186H244V185H243ZM61 187H62V186H61ZM86 187H87V186H86ZM139 187H140V186H139ZM139 187H138V188H139ZM7 188H8V189H7ZM14 188H15V187H14ZM17 188H18V187H17ZM51 188H52V187H51ZM62 188H64V187H62ZM62 188H61V189H62ZM68 188H69V187H68ZM78 188H79V187H78ZM84 188H85V187H84ZM147 188H148V187H147ZM1 189H2V187L0 188V190H1ZM12 189H13V188H12ZM18 189H19V188H18ZM26 189H27V187H26ZM30 189H32V188H30ZM30 189H28V190H30ZM47 189H49V188H47ZM65 189H66V188H65ZM85 189H87V188H85ZM6 190H5V191H6ZM55 190H59V189L57 188V189H55ZM121 190H122V187H121ZM138 190H140V188H139ZM5 191H4V192H5ZM16 191H17V190L15 189V192H16ZM67 191H68V190H67ZM85 191H86V190H85ZM118 191H119V190H118ZM134 191H135V190H134ZM142 191H143V190H142ZM2 192H3V189H2V191H1L0 193H2ZM10 192H12V190H10ZM10 192H9V195H10ZM48 192H50L51 194H53V193H52V192H53V188H52V189H49ZM57 192H58V191H57ZM122 192H123V191H122ZM136 192H137V191H136ZM138 192H139V191H138ZM144 192H146V191H144ZM221 192H222V191H221ZM5 193H7V191H6ZM5 193H4V194H5ZM22 193H24V192H22ZM31 193H32V192H31ZM40 193H42V192L40 191ZM50 193H49V194H50ZM58 193H59V192H58ZM58 193H56V195H57ZM134 193H135V192H134ZM140 193H141V192H140ZM223 193H224V192H223ZM226 193H227V192H226ZM43 194H44V193H43ZM49 194H48V195H49ZM96 194H97V193H96ZM218 194H219V193H217V195H218ZM0 195L3 196V194H0ZM40 195H41V194H40ZM44 195H45V194H44ZM89 195H90V194H89ZM89 195H88V196H89ZM139 195H140V194H139ZM141 195H143V194H141ZM146 195H148V194H146ZM217 195H216V196H217ZM220 195H221V194H220ZM220 195H219V197H220ZM236 195H237V194H236ZM10 196H11V195H10ZM14 196H15V195H14ZM17 196H18V195H17ZM30 196H31V194H30ZM49 196H50V195H49ZM57 196H59V194H58ZM60 196H61V195H60ZM68 196H69V195H68ZM125 196H126V195H125ZM143 196H144V195H143ZM211 196H212V195H211ZM214 196H215V194H214ZM0 197H1V196H0ZM18 197H19V196H18ZM20 197H21V194H20ZM38 197H39V196H38ZM40 197H42V196H40ZM40 197H39V198H40ZM53 197H54V195H53ZM62 197H63V196H62ZM86 197H87V196H86ZM91 197H92V196H91ZM136 197H137V196H136ZM138 197H139V196H138ZM149 197H150V196H149ZM2 198H3V197H2ZM4 198H5V195H4ZM10 198H11V197H10ZM34 198H35V197H34ZM39 198H38V199H39ZM63 198H64V197H63ZM142 198H144V197H142ZM151 198H152V197H151ZM222 198H223V196H222ZM228 198H229V197H228ZM231 198H232V197H231ZM19 199H20V198H19ZM89 199H90V197H89ZM145 199L147 200V197H146ZM149 199H150V198H149ZM211 199H212V198H211ZM216 199H217V198H216ZM219 199H220V198H219ZM223 199H224V198H223ZM223 199H222L221 201H224ZM13 200H14V198H13ZM29 200H30V201L28 202V205H30L29 203L31 202V199H29ZM36 200H37V199H36ZM39 200H40V199H39ZM62 200H63V199H62ZM64 200H65V199H64ZM67 200H68V199H67ZM214 200H215V199H214ZM0 201H1V199H0ZM3 201H4V200H3ZM10 201H12V200H10ZM68 201H70V200H68ZM84 201H85V200H84ZM93 201H94V200H93ZM150 201H151V200H150ZM225 201H227V200H225ZM225 201H224V202H225ZM236 201H237V200H236ZM15 202H16V200H15ZM44 202H45V200H44ZM55 202H56V200H55ZM64 202H65V201H64ZM121 202H122V201H121ZM216 202H217V200H216ZM244 202H245V201H244ZM5 203H6V202H5ZM12 203H13V202H12ZM38 203H39V201H38ZM38 203H37V204H38ZM94 203H95V202H94ZM138 203H140V202H138ZM141 203H142V202H141ZM146 203H147V202H146ZM148 203H149V202H148ZM203 203H204V202H203ZM31 204H32V203H31ZM39 204H40V203H39ZM64 204H65V203H64ZM67 204H69V203H67ZM98 204H99V203H98ZM149 204H152V203H149ZM149 204H148V205H149ZM223 204H224V203H223ZM5 205L7 206V204H5ZM35 205H36V204H35ZM35 205H34V207H35ZM57 205H58V204H57ZM60 205H61V204H60ZM93 205H94V204H93ZM96 205H97V204H96ZM96 205H95V206H96ZM148 205H147V206H148ZM8 206H11V205L8 204ZM14 206H15V205H14ZM38 206H39V205H38ZM38 206H37V207H38ZM44 206H45V205H44ZM52 206H53V205H52ZM122 206H124V204H123ZM143 206H144V205H143ZM145 206H146V204H145ZM0 207H2V205H0ZM15 207H16V206H15ZM15 207H14V208H15ZM17 207H18V205H17ZM81 207H82V206H81ZM97 207H98V206H97ZM138 207H139V206H137V208H138ZM152 207H153V206H152ZM152 207H151V208H152ZM11 208H12V207H11ZM31 208H32V207H31ZM63 208H64V207H63ZM92 208H93V207H92ZM118 208H119V207H118ZM151 208H150V209H151ZM203 208H204V207H203ZM203 208H201V209H203ZM0 209H1V208H0ZM43 209H44V208H43ZM86 209H87V208H86ZM146 209H147V208H146ZM150 209L148 208L147 211H149ZM201 209H200V210H201ZM238 209H239V208H238ZM2 210H4V209L2 208ZM9 210H10V209H9ZM13 210H14V209H13ZM61 210H62V209H61ZM80 210H82V208H81ZM87 210H89V209H87ZM101 210H102V209H101ZM119 210H120V209H119ZM138 210H139V209H138ZM144 210H145V209H144ZM210 210H211V209H210ZM232 210H233V209H232ZM232 210H231V211H232ZM242 210H243V209H242ZM244 210H245V209H244ZM31 211H33V209H32ZM31 211H30V212H31ZM35 211H36V209H35ZM35 211H34V212H35ZM64 211H65V210H64ZM95 211H96V210H95ZM121 211H122V210H121ZM125 211H126V210H125ZM136 211H137V210H136ZM152 211H153V209L151 210V212H150V211H149V212L152 213ZM204 211H205V210H204ZM6 212H8V211L6 210ZM36 212H37V211H36ZM47 212H48V211H47ZM92 212H93V211H92ZM149 212H148V213H149ZM154 212H156V211H155V208H154ZM202 212H203V211H202ZM233 212H234V211H233ZM8 213H9V212H8ZM10 213H11V212H10ZM10 213H9V215H10ZM32 213H33V212H32ZM32 213H30V216L32 215ZM50 213H51V211H50ZM97 213H98V212H97ZM103 213H104V212H103ZM150 213H149L148 215H150ZM199 213H200V212H199ZM209 213H210V211H209ZM28 214H29V212H28ZM42 214H43V213H42ZM42 214H41V215H42ZM77 214H78V213H77ZM95 214H96V213H95ZM100 214H102V213H100ZM100 214H99V215H100ZM104 214H105V213H104ZM140 214H141V213H140ZM143 214H144V213H143ZM215 214H217V213H215ZM230 214H231V213H230ZM247 214H248V213H247ZM16 215H17V214H16ZM18 215H19V214H18ZM49 215H50V214H49ZM78 215H79V214H78ZM82 215H83V214H82ZM206 215H207V214H206ZM224 215H225V214H224ZM227 215H228V214H227ZM233 215H234V213H233ZM10 216H11V215H10ZM21 216H22V215H21ZM32 216H33V215H32ZM76 216H77V215H76ZM145 216L148 217V219H150V217L147 216V214H146ZM153 216H155V215H153ZM153 216H151V217H153ZM235 216H236V215H235ZM12 217H15V218H16L15 214H14V216L12 215ZM26 217H28L27 214H26ZM79 217H80V216H79ZM79 217H78V218H79ZM139 217H140V216H139ZM182 217H183V216H182ZM231 217H232V215H231ZM247 217H248V216H247ZM247 217H246V218H247ZM6 218H7V217H6ZM9 218H10V217H9ZM15 218H13V219H15ZM23 218H24V215H23ZM23 218H22V220H23ZM59 218H60V217H59ZM62 218H63V217H61L60 219H62ZM65 218H66V217H65ZM65 218H64V219H65ZM153 218H154V217H153ZM180 218H181V216H180ZM180 218H179V219H180ZM183 218H184V217H183ZM187 218H188V217H187ZM187 218H186V219H187ZM189 218H190V217H189ZM199 218H200V217H199ZM214 218H215V217H214ZM214 218H213V219H214ZM227 218H228V217H227ZM18 219H19V218H18ZM18 219H16V220H18ZM28 219H30V218H28ZM31 219H32V218H31ZM31 219L29 220V223L31 222V224H32ZM67 219L70 220L69 218H67ZM81 219H82V218H81ZM81 219H80V220H81ZM138 219H139V218H138ZM143 219H144V218H143ZM191 219H192V218H191ZM26 220H27V218H26ZM26 220H25V221H26ZM72 220H73V219H72ZM74 220H75V219H74ZM145 220H146V219H145ZM150 220H151V219H150ZM150 220H149V221H150ZM183 220H184V219H183ZM183 220H182V221H183ZM192 220H193V219H192ZM226 220H227V219H226ZM230 220H231V219H230ZM18 221H19V220H18ZM18 221H17V222H18ZM20 221H21V220H20ZM20 221H19V222H20ZM27 221H28V220H27ZM27 221H26V222H27ZM62 221H63V220H62ZM66 221H67V220H66ZM75 221H76V220H75ZM78 221H79V220H78ZM78 221H77V224H79ZM82 221H83V220H82ZM141 221H142V220H141ZM163 221H164V220H163ZM185 221H186V220H185ZM189 221H190V220H189ZM214 221H215V220H214ZM17 222H16V223H17ZM23 222H24V221H23ZM63 222H64V221H63ZM69 222H70V221H69ZM124 222H125V221H124ZM216 222H217V221H216ZM21 223H22V221H21ZM21 223H20V224H21ZM29 223L27 222L26 225H28ZM64 223H65V222H64ZM70 223H71V222H70ZM70 223H69V224H70ZM73 223H74V222H73ZM146 223H147V222H146ZM165 223H166V222H165ZM20 224H19V226H21ZM31 224H30V225H31ZM33 224H34V223H33ZM65 224H66V223H65ZM71 224H72V223H71ZM149 224H150V222L148 223V225H149ZM155 224H156V223H155ZM191 224H193V223H191ZM194 224H195V223H194ZM224 224H226V223H224ZM235 224H236V223H235ZM17 225H18V224H17ZM23 225H24V224H23ZM35 225H36V224H35ZM35 225H34V227H35ZM42 225H43V224H42ZM73 225H74V224H73ZM153 225H154V223H153ZM164 225H165V224H164ZM188 225H189V224H188ZM231 225H232V223H231ZM238 225H239V224H238ZM248 225H249V224H248ZM19 226H18V227H19ZM28 226H29V225H28ZM31 226H32V225H31ZM36 226L38 227L39 225H36ZM79 226H80V228L78 227V225L75 226V227H76V228L78 227L79 231H81V223H80ZM151 226H152V225H151ZM155 226H156V228L158 227L157 225H155ZM155 226H152V227L155 228ZM228 226H229V225H228ZM16 227H17V226H16ZM39 227H40V226H39ZM41 227H42V226H41ZM71 227H72V226H71ZM149 227H150V226H149ZM168 227H170V229H171V226H168ZM230 227H231V226H230ZM236 227H238V226H236ZM239 227L241 228V226H239ZM249 227H250V226H249ZM12 228H13V227H12ZM23 228H24V227H22V230H24L23 232H25V229H23ZM32 228H33V227H32ZM58 228H59V227H58ZM166 228H167V227H166ZM234 228H235V227H234ZM240 228H239V229H240ZM244 228H245V227H244ZM18 229L20 230V228H18ZM28 229H29V228H28ZM33 229H34V228H33ZM33 229H31V230L33 231ZM35 229H36V228H35ZM65 229H66V228H65ZM67 229H68V227H67ZM69 229H70V228H69ZM72 229H74V228H72ZM78 229H77V230H78ZM121 229H122V228H121ZM157 229H158V228H157ZM157 229H156V230H157ZM167 229H168V228H167ZM170 229H169V230H170ZM251 229H252V228H251ZM26 230H27V228H26ZM36 230H40V229H36ZM58 230H59V229H58ZM74 230H75V229H74ZM139 230H140V229H139ZM139 230H138V231H139ZM156 230H155V231H156ZM162 230H163V229H162ZM173 230H174V229H173ZM229 230H230V229H229ZM231 230H232V229H231ZM235 230H236V229H234L233 231H235ZM245 230H246V229H245ZM249 230H250V228H249ZM14 231H15V230H14ZM27 231H28V230H27ZM32 231H31V235H30V236H32V234H34V233H33L34 231H33V232H32ZM63 231H65V230H63ZM68 231H70V230H68ZM98 231H99V230H98ZM155 231H151V232H154V234H155V233H156ZM157 231H158V230H157ZM167 231H168V230H167ZM240 231H242V230H240ZM11 232H12V231H11ZM17 232H18V231H17ZM37 232H38V231H36V233H37ZM39 232H40V231H39ZM72 232H73V231H72ZM129 232H130V231H129ZM148 232H149V231H148ZM161 232H162V231H161ZM161 232H160L159 234H156L157 237L160 236V234H164V233H161ZM238 232H239V231H238ZM15 233H16V232H15ZM78 233H79V232H78ZM138 233H139V232H138ZM229 233H230V232H228V234H229ZM243 233H244V232H243ZM9 234H10V233H9ZM11 234H14V233H11ZM18 234H19V232H18ZM40 234H42V232H41ZM43 234H44V233H43ZM68 234H69V233H68ZM74 234H75V233H74ZM80 234H82V232H81ZM86 234H87V233H86ZM98 234H99V233H98ZM143 234H144V233H143ZM147 234H149V233H147ZM147 234H146V235H147ZM231 234H232V233H231ZM246 234H248V235H246V236H249V232L246 233ZM24 235H25V234H24ZM37 235H38V234H36V236H37ZM60 235H61V234H60ZM144 235H145V234H144ZM191 235H192V234H191ZM229 235H230V234H229ZM239 235H240V234H239ZM11 236H12V235H11ZM30 236L27 237V235H26L27 238H29ZM64 236H65V235H64ZM78 236H79V235H78ZM81 236H82V235H81ZM100 236H101V235H100ZM124 236H125V235H124ZM167 236H168V235H167ZM230 236L232 237L233 235H230ZM242 236H243V235H242ZM246 236H245V237H246ZM252 236H253V234H252ZM252 236L250 235V237H252ZM26 237H25V238H26ZM43 237H44V235H43ZM90 237H91V236H90ZM147 237H148V235H147ZM150 237H151V236H150ZM153 237H154V236H153ZM155 237H156V236H155ZM164 237H165V236L163 235V238H164ZM235 237H236V235H235ZM235 237H234V238H235ZM243 237H244V236H243ZM257 237H258V235H257ZM261 237H262V235H261ZM31 238H32V237H31ZM31 238L29 239V241L32 242V239H31ZM35 238H36V237L34 236V240H36ZM79 238H80V237H79ZM111 238H113V237H111ZM144 238H145V237H144ZM161 238H162V237H161ZM168 238H169V237H168ZM226 238H227V237H226ZM228 238H229V237H228ZM234 238H232V239H234ZM253 238H254V237H253ZM23 239H24V237H23ZM42 239H43V238H42ZM80 239H82V238H80ZM91 239H92V238H91ZM91 239H90V240H91ZM109 239H110V238H109ZM128 239H129V238H128ZM148 239H149V238H148ZM150 239H151V238H150ZM220 239H221V238H220ZM230 239H231V238H230ZM237 239H238V237H237ZM240 239H241V237H240ZM249 239H250V238L248 237V239H246L245 241H246V242L248 241L249 244H251L252 246L254 245V247H255V244H253V242L251 243V242H250L251 240H249ZM26 240H28V239H26ZM37 240H38V239H37ZM72 240H73V239H72ZM103 240H104V239H103ZM133 240H134V239H133ZM153 240H154V239H153ZM241 240H242V239H241ZM252 240L254 241L255 238L252 239ZM260 240H261V239H260ZM19 241H20V240H19ZM78 241H79V240H78ZM80 241H81V240H80ZM154 241H155V240H154ZM173 241H174V240H173ZM215 241H218V240H215ZM219 241H220V240H219ZM232 241H233V240H232ZM245 241L242 240V243H244L245 246H246L247 243H246ZM46 242H47V241H46ZM67 242H68V241H67ZM82 242H83V241H82ZM82 242H80V243H82ZM101 242H102V241H101ZM126 242H127V240H126ZM137 242H138V241H137ZM141 242H142V241H141ZM221 242H222V241H221ZM225 242H226V241H225ZM239 242H240V241H239ZM255 242H256V240H255ZM258 242H259V241H258ZM260 242H262V241H260ZM263 242H264V239H263ZM32 243H33V242H32ZM35 243H36V242H35ZM80 243H79V244H80ZM83 243H85V242H83ZM94 243H96V242H94ZM102 243H103V242H102ZM131 243H132V242H131ZM152 243H153V242H152ZM154 243H156V241H155ZM231 243H232V242H231ZM38 244H39V243H38ZM57 244H58V243H57ZM79 244H78V245H79ZM116 244H117V243H116ZM134 244H135L134 246H137L136 244H138V243H134ZM146 244H147V243H146ZM202 244H203V243H202ZM222 244H224V241H223ZM249 244H247V246H248V247H251V249H252L253 247H252L251 245L249 246ZM109 245H110V244H109ZM117 245H118V244H117ZM117 245H116V246H117ZM139 245H140V244H138V246H139ZM159 245H161V243H160ZM159 245H158V246H159ZM132 246H133V245H132ZM142 246H143V245H142ZM148 246L151 248L150 245H148ZM158 246H157V244H156L155 249L159 248ZM176 246H177V245H176ZM230 246H231V245H230ZM243 246H244V245H243ZM258 246H259V245H258ZM87 247H88V246H87ZM100 247H101V246H100ZM127 247H128V246H127ZM83 248H84V247H83ZM132 248L134 249V247H132ZM135 248H137V247H135ZM152 248H153V247H152ZM171 248H172V247H171ZM118 249H119V248H118ZM141 249H142V248H141ZM146 249H147V247H146ZM192 249H193V248H192ZM202 249H203V248H202ZM202 249H201V250H202ZM249 249H250V248H249ZM137 250H138V249H137ZM151 250H152V249H151ZM162 250H164V249H162ZM239 250H240V249H239ZM106 251H107V250H106ZM106 251H105V252H106ZM117 251H118V250H117ZM133 251H134V250H133ZM152 251H155L154 248H153ZM164 251H165V250H164ZM186 251H187V250H186ZM186 251H185V252H186ZM74 252H75V250H74ZM115 252H116V251H115ZM138 252H140V251L138 250ZM200 252H201V251H200ZM133 253H134V252H133ZM135 253H137V252H135ZM150 253H151V252H150ZM159 253H162V251L159 252ZM169 253H170V252H169ZM183 253H184V252H183ZM191 253H193V252L191 251ZM191 253H190V256H191ZM259 253H260V252H259ZM81 254H82V253H81ZM81 254H80V255H81ZM87 254H88V253H87ZM108 254H109V252H108ZM138 254H139V253H138ZM166 254H167V253H166ZM166 254H165V255H166ZM170 254H171V253H170ZM227 254H228V253H227ZM252 254H253V256L256 255L255 252L252 253ZM257 254H258V253H257ZM75 255H76V254H75ZM114 255H115V254H114ZM118 255H119V254H118ZM148 255H150V254H148ZM158 255H159V254H158ZM162 255H163V254H162ZM197 255H198V254H197ZM201 255H203V253H201ZM204 255H205V254H204ZM115 256H116V255H115ZM144 256H145V255H144ZM176 256H177V255H176ZM176 256H175V257H176ZM198 256H199V255H198ZM261 256H262V255H261ZM111 257H112V256H111ZM113 257H114V256H113ZM113 257H112V258H113ZM151 257H152V256H151ZM166 257H167V256H166ZM199 257H200V256H199ZM89 258H90V257H89ZM146 258H147V257H146ZM179 258H180V257H179ZM195 258H196V256H195ZM195 258H194V259H195ZM240 258H241V257H240ZM260 258H261V257H260ZM75 259H76V258H75ZM148 259H149V258H148ZM192 259H193V257H192ZM199 259H200V258H199ZM219 259H220V258H219ZM219 259H218V260H219ZM230 259H231V258H230ZM133 260H134V259H133ZM163 260L165 261V259H163ZM236 260H237V259H236ZM261 260H262V259H261ZM143 261H144V260H143ZM149 261H150V260H149ZM149 261H148V262H149ZM180 261H181V260H180ZM183 261H184V260H183ZM200 261H201V260H200ZM211 261H212V260H211ZM237 261H240V260H237ZM237 261H236V262H237ZM76 262H77V261H76ZM123 262H124V261H122V263H123ZM144 262H145V261H144ZM79 263H80V262H79ZM101 263H102V264L105 263V260H103V262H101ZM107 263H108V262H107ZM124 263H125V262H124ZM173 263H174V262H173ZM182 263H183V262H182ZM197 263H198V261H197ZM197 263H196V264H197ZM192 264H193V263H192ZM198 264H199V263H198ZM203 264H204V263H203ZM223 264H224V263H223ZM234 264H235V263H234ZM245 264H246V263H245Z\"/></svg>",
	"mask_w": 264,
	"mask_h": 264
}]
</instances>
